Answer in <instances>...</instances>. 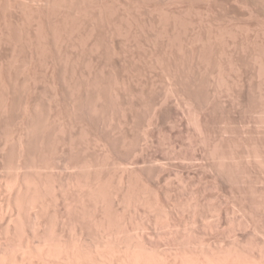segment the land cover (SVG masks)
Returning <instances> with one entry per match:
<instances>
[{
	"label": "rangeland",
	"instance_id": "374dc122",
	"mask_svg": "<svg viewBox=\"0 0 264 264\" xmlns=\"http://www.w3.org/2000/svg\"><path fill=\"white\" fill-rule=\"evenodd\" d=\"M4 1L6 2V4ZM45 1H43V0H39V1H37V0H34V1L33 0H0V16H1L0 17V29H1L0 30V32H1L0 36L2 35V38L0 37V41L2 43V44L0 43V53H1L0 54L1 55L0 56V59H1L0 60V80H1V78H2V80L4 79V81H0V88H1V84L3 86L5 85L4 86L5 88L2 87L0 90V98H1V95H4L3 98H5L8 102L10 100L9 103L11 105H13L14 108L16 107L15 109L12 106L10 107V108H12L11 111H13V112L11 113V111H10L9 116L12 114L11 116H13V118L14 117L15 118L11 121V123H8V125H6V127H5V124L3 122L4 120H2V118H1V115L3 113L1 112V108H0V114H1L0 115V138H1L0 139V141H1L0 142V150H1L0 151V155H1L0 156V174H1L0 175V178H1L0 179V190H1L0 191V197H1L0 201L3 200L0 202V206L3 205V203L6 200V199L4 200L5 196L8 197V194L6 195V193H8V192H4L5 185L7 184V186L5 188V190H7V188L9 187L8 184L10 183L9 185H11V183L13 182V181H11V179L12 180L14 179L12 177L15 176L14 174L16 173V170L14 171L13 169H11V168H13V166H11L9 164L6 165V163L10 160V158H11L10 156H12V153L14 150V147H12L13 146L12 142L15 145V136L14 135L16 134V131H17L16 129H18L20 126V123H21L20 119L24 117V115L22 116V114L25 111H21V110H24V108H23L24 106H22L23 101L24 102L28 101V104H29L28 107H29V111H30V114L32 117V118H30V120H31L30 123L31 122L33 123V124L31 123L33 127L36 124V127L33 128L34 133L37 129L39 132L36 131L37 133H35L33 138L30 139V146H31L30 147V151H31L30 152V159H32V160H30V166L28 167L29 169L28 168L26 169L29 171V173L26 171L28 173V175L26 173L25 176L30 175L29 176L30 177V180H29L30 183H34L35 181H36V183L38 182L39 188L43 187L45 184H46L45 185L46 187L51 186L50 188L48 187V191L46 190V193L42 192L43 190L45 192V189H47V188H45V186H44V189L42 188L43 190L38 189L40 192H42V195L45 194L43 196L44 199H46V200L48 199V201L46 203H44L45 207H43V210L41 211V213H43V214L40 213L41 214L40 222L42 225H44V228L42 227V229H40L42 231L38 230V232H36V233H38V235H39V233L42 235L44 231H46V232L49 231L48 232L49 234H47V235H46V232H44V236H46L45 238H47L48 235H50V237H51V234H52V236L54 235V237H55V234L57 236L58 234L60 235V233H61V237L63 236L62 240L64 239L63 241H66V239H67V241H66L67 243L71 240L69 242L70 244L75 243L73 240H75L77 242L78 239H76V238L80 239V235L82 236L81 238H82V241H84V243H85V241H87L86 244H89L90 242L93 243L92 241L98 242L97 240L99 238H97V237H99V233H98L99 228L97 229V227L95 226V223H97L95 221L99 220L98 215L100 213L97 212L98 209L94 206L93 201H89L92 197L88 198L86 196L84 198V195L82 196L81 195L82 193H81L80 194L81 198H84V199L88 198V200H86L85 203L83 201L82 202L83 205H81V201H79L81 198H80V196H77V193H78V195L80 193L79 190L85 189L82 192L84 194L87 193L89 187L85 188L86 187L85 185L90 186V184H92V182H96L95 180H90V182L88 184L87 182L89 181V177H93V175H95L98 172L96 174V176H98V182L97 183H99V184H97V185L99 188H98L97 192L96 191H94V192L98 195L97 196L98 201H106L105 205L108 204L107 209L105 208L104 209L105 212H103L104 214L106 213L104 217L107 220V222L105 221L104 226H105V228L107 226L106 229L109 228L108 231L110 232V234H112V236H114L112 239L113 240L112 241L113 248H115V246H116L115 244L119 240L118 243L121 242L122 245L124 244V246H128L130 248H136V250H139V251L141 249V251L144 253L147 251H148L147 253H149L151 251L149 253V254L152 253L151 255H160V252L161 253L166 252V249H168L169 247L170 248L175 247L177 249L180 248V251L182 249H184L185 251L182 250V252H185L187 254L193 253L192 255H199L200 253L204 254L206 251L205 249H207V250H209V251H206V253H205L207 255H220V254L222 255V254H224V253L226 254L228 252L231 254L237 253L238 255H236V256H238L242 259L244 258V260L247 258H254V257L258 258L261 256H262L261 258H263L264 257V255H263L264 254V245H263L264 244L263 243L264 242V211H263L264 210V174L262 175L261 173H264V169H263L264 168V157H263L264 156V147H263L264 146V127H262L264 124V122H263L264 121V111H263L264 110V100H263V98H264V87H263V85H264V77H263L264 76V0H63L64 2L62 0L61 1L54 0V1H56V3H54L53 0H45ZM3 2H4V4H3ZM18 3H20V5ZM43 3H46V4H43ZM47 3H48V5H47ZM41 5L42 6L46 5V6L43 9V7H41ZM49 5H51V7H49ZM61 5H63V6H61ZM64 5H67V6L69 5V7H67V6L64 7ZM71 6H73L72 10H70ZM8 7H9V11H8ZM40 7L42 10L40 9ZM51 8H52V10H51ZM58 8L60 10V13H59ZM44 10H45V12H43ZM78 10H79V12H78ZM82 11H84L85 13L84 12L82 13ZM66 12H67V14H66ZM80 12L83 14L82 16L84 18L82 16H80L81 15ZM21 13L23 15H21ZM41 13L45 16H43ZM44 13H46V14H44ZM74 13H76V14L73 15ZM55 14H57V15H55ZM59 14H61V15H59ZM2 15H4L3 16L4 18L2 17ZM46 15H48V17ZM65 15L66 16L68 15V17H66ZM93 15H95V16H93ZM6 16H7V18H6ZM41 16L43 17V19ZM54 16H57V17L55 18ZM26 17H28V18H26ZM9 18H10V20H9ZM70 18H71V20L69 21L68 19H70ZM108 18H109V20H108ZM16 19H17V21H16ZM65 19H66V21H65ZM95 19H97V20H95ZM102 19H103V21H102ZM57 20H58V22H57ZM80 20L82 21V23ZM41 21H44V22L42 23ZM64 21L68 25H66L64 23ZM83 21H84V23H83ZM92 21H93V23H92ZM51 22L53 25L50 24ZM61 22H63V23H61ZM10 23H11V25H10ZM30 23H32V24H30ZM58 23L60 24V26ZM74 23H75V25H73ZM76 24H77L78 28H77ZM25 25H27V26H25ZM62 25H64V26H62ZM70 25H72L73 27L72 26L70 27ZM36 26H38V27H36ZM49 26L51 28H49ZM66 26H69V27L67 28ZM80 26H82V27H80ZM114 26H115V28H114ZM19 27H21V28H19ZM33 27H35V28L33 29ZM39 27H41V28H39ZM63 27H64V29H63ZM101 27L103 28V30ZM71 29H72V31H71ZM75 29H76V32H74ZM87 29H89V30L92 29L91 32L88 30L90 32L91 37H90V35H88V37H86V32H87V34H89ZM100 29H101V31H100ZM28 30H30V31H28ZM55 30H56V32L57 31L58 32L60 31V32L56 33ZM33 31H34V33H32ZM38 31H40V32H38ZM61 31L63 33H65L66 35L63 34ZM93 31H95V33ZM110 31H112V33ZM4 32H5V34H4ZM20 32L22 33V35ZM113 32L115 33V35L113 34ZM8 33L10 34V36H8L9 35ZM26 33L29 34V36ZM39 33L41 34L40 36H39ZM53 33L55 35H53ZM35 34H36V36H34ZM37 34H38V36H37ZM59 34H61V35H59ZM6 35L8 36V38L6 37ZM17 35H19V36H17ZM15 36H17V37H15ZM54 36H56V37H54ZM69 36H70V39H69ZM76 36H78L79 39H78V37L76 38ZM12 37H14V39ZM19 37H21V38H19ZM26 38H28V40ZM82 38H84V39H82ZM106 38H108V39L106 40ZM3 39L5 42L2 41ZM41 39H43V40H41ZM76 39L79 41V43H77L78 41ZM80 39H82V40H80ZM102 39H104L103 40L104 42L102 41ZM17 40H18V43H17ZM38 40L41 44L38 42ZM86 40H88L90 42L87 41L88 42L87 43V42H85ZM12 41H14V42H12ZM19 41L21 43H19ZM28 41L32 45L29 44ZM57 41H58V43H57ZM93 41H95V42H93ZM64 42H66V43H64ZM82 42H83V44H82ZM96 42H97V45H96ZM109 42L112 44H110ZM166 42H167V44H166ZM168 42L170 43V45ZM13 43H14V46H12ZM85 43H86V46H85ZM91 43H93V44H91ZM3 44H5L4 45L5 47L2 46ZM202 44H204L205 48L203 47ZM16 45H17V47H16ZM20 45L22 47H20ZM54 45H55V47H54ZM69 45L70 46L72 45V47H70ZM90 45H92V46H90ZM93 45H96L97 46L96 48H98V49L96 50L95 46H93ZM105 45H106V48H105ZM67 46H69V47H67ZM44 47H46V48H44ZM92 47L96 50V52ZM165 47H167V48L165 49ZM170 47H172V48H170ZM103 48H105V49H103ZM11 49L13 51H11ZM26 49H29L30 51L26 50ZM114 50L116 52H114ZM104 51H105V53H104ZM45 52H47V53H45ZM55 52H56V54H55ZM183 52H184V54H183ZM205 52H207V53H205ZM43 53H44V55H43ZM165 53L167 54V56ZM198 53H199V55H198ZM40 54H41V57H40ZM3 55H5V56H3ZM9 55H11V56H9ZM150 55H151V57H150ZM168 55H171V56H168ZM156 56H158V57H156ZM182 56H183V58H182ZM253 57H255V58H253ZM4 58H6L7 60ZM49 58H50V60H49ZM65 58L68 61L65 62ZM12 59H13V61H12ZM23 60H24V62H23ZM109 60H111V61H109ZM2 61H4V62L1 63ZM19 61H20V64H19ZM206 61H207V63H206ZM257 61L258 62L260 61V62L258 63ZM53 62H54V64H53ZM94 62H96V64ZM176 62H177V64H176ZM24 63H25V65H24ZM83 64H85V67ZM205 64H206V66H204ZM113 65H115V66H113ZM195 65H197V66H195ZM255 65H257V66H255ZM30 66H31V68H30ZM33 66H34V68L32 69ZM86 66H89V67H86ZM157 66H159L160 68ZM228 66H229V68H228ZM9 67H11V68H9ZM23 67H25L24 71H23L24 73L22 72ZM70 67H72V68H70ZM95 67H97V68H95ZM106 67L107 68L109 67V68L107 69ZM208 68H209V70H208ZM172 69L175 70L174 73H173ZM259 69H260V72H259ZM262 69H263V71H262ZM28 70H29V72H28ZM123 70H124V72H123ZM180 70H181V72H180ZM199 70H201V71H199ZM256 70H257V72H256ZM8 71H9V73H8ZM219 71H220V73H219ZM90 73H92V74H90ZM97 73H98V75H97ZM107 73H108V75H107ZM204 73H205V75L201 76ZM43 74H44L45 78L43 77ZM134 74H137V75H134ZM38 76H40V77H38ZM171 76H173V77H171ZM187 76H189L190 79ZM210 76H212V77H210ZM259 76L261 78L262 77L263 78L261 79ZM23 77L24 78L26 77V78L24 79ZM87 77H89V79ZM95 77L98 79H95ZM115 77H116V79H114ZM184 77H186V81L188 80L186 83H185V80H183V79H185ZM16 78H17V80H16ZM117 78H119V79H117ZM236 78H238V79H236ZM7 79H8V82H7ZM28 79H30V80H28ZM32 79H34V80H32ZM69 79H71V80L73 79V80L71 81ZM38 80H39V82H38ZM91 80L92 81L94 80L95 82H97L96 84L94 82V85H97L98 87H95L94 89H97V91H99L98 94L100 96H102V97H100L101 98L100 100L103 103H101L102 105L100 106V108L97 107L96 109H93L94 105H95V103H94L95 100H93V98H94L93 94H95L97 92L95 90H93L94 85L93 84L90 85L92 83ZM99 80H100V82H98ZM18 81H19V83H18ZM35 81L37 84L35 83ZM183 81H184V83H182ZM2 82H7V84H4ZM10 82H11V84H10ZM73 82H75V83H73ZM85 82L90 83L88 87H87L88 84L87 83L85 84ZM172 82L174 83V85ZM189 83L191 84L190 87L188 86V85H190ZM214 83H215V85H214ZM216 83L218 85H216ZM47 84H50V85H47ZM72 84H74V85L72 86ZM182 84H184V85L187 84L185 86L188 88V90H190V91H188L189 93L186 92L187 89L184 88V85H182ZM194 84L195 85L197 84V85L195 86ZM15 85H17L18 87ZM32 85H34V86H32ZM64 85H66L67 87L66 86L64 87ZM77 85H79V86H77ZM168 85H169V87H168ZM202 85H203V87H202ZM24 86H26V87L24 88ZM52 86H54V87H52ZM68 86H70V87H68ZM110 86H112V87H110ZM109 87H110V89H108ZM151 87H153V88H151ZM16 88L17 89L19 88L18 89L19 91ZM46 88H48V89H46ZM71 88H74V90ZM8 89L9 90L13 89V90L9 91ZM49 89H50V91H49ZM67 89H70V90L68 91ZM124 89H125V91H124ZM165 89H166V91H165ZM170 89H171V91H170ZM180 89H182V90H180ZM183 89L185 90V92ZM36 90H37V92H36ZM71 90H73V91H71ZM78 90H79V92H76ZM115 90H117V91L115 92ZM1 91H3V92H1ZM51 91H53V92H51ZM54 91H55V93H54ZM74 91H75V93H74ZM160 91H161V93H160ZM168 91H169V93H168ZM182 91H183V95L186 94L185 95L186 97L189 96V100L186 101V99H184L186 97H184L182 95V93H181ZM72 92H73V95H75L76 93H80V95H81V93L83 94V98L85 100L83 98H81V100H83L82 101L83 110H81L82 113H79V114L76 113L75 114V112L73 111V108L69 104V103H72V100H71V99H73V98H71ZM220 92H221V94H220ZM6 93H7V95H6ZM61 93H62V95H61ZM112 93L114 94V96ZM124 93H126V94H124ZM29 94H30V96H29ZM51 94L52 95L58 94V95L52 96ZM86 94H88V95H86ZM139 94H141V95H139ZM204 94H206V95H204ZM118 95H119V97H118ZM143 95H144V97H143ZM168 95L171 97H168ZM199 95H200V97H199ZM261 95H263V96H261ZM66 96H67V98H66ZM179 96H181V98H179ZM39 97H40V99H39ZM216 97L218 100L216 99ZM230 97L232 98V100ZM26 98H27V100H26ZM116 98H117V100H116ZM164 98H165V100H164ZM203 98H204V100H203ZM14 99H16V100H14ZM57 99H59V100H57ZM64 99H65V101H64ZM55 100L58 103H55ZM19 101L21 102V104ZM116 101H117V104H116ZM175 101H176V103H175ZM179 101H180V103H179ZM190 101L192 103H190ZM65 102H68V103H65ZM182 102H185L187 104L182 103ZM16 103H17V105H16ZM53 103H55L56 105ZM197 103L199 104V106ZM232 103H234V104H232ZM18 104H19V106H18ZM183 104H185L187 107L186 106L183 107ZM89 105H91V106H89ZM104 105H105V107H104ZM169 105H171V106H169ZM188 106L191 110L187 109ZM191 106H193V107H191ZM200 106H202V107L200 108ZM33 107L36 109H34ZM49 107H50V109H48ZM177 107H179L178 108L179 110L177 109ZM253 107H254V109H253ZM54 108H57V110ZM101 108H102V110H101ZM129 108H130V110H129ZM192 108H193V110H192ZM85 109H86V111H85ZM49 110H50V112H49ZM59 110H60V112H59ZM90 110H92V111H90ZM199 110H201V111H199ZM53 111H55V112H53ZM100 111H102V112H100ZM166 111H167V113H166ZM58 112H59V114H58ZM70 113H72V114H70ZM92 113H95L97 115L93 114V117H92ZM130 113H131V115H130ZM194 113H195V115H193ZM77 114H78V116H77ZM144 114H145V116H144ZM150 115H151V117H150ZM203 115H204V118H203ZM209 115L211 116V118ZM253 115L254 116H256V115L260 116L261 115V116L260 117L256 116L258 119V121H257L256 117H254ZM54 116L56 119L54 118ZM95 116H97V117H95ZM101 116H103V117H101ZM193 116L195 118H192ZM198 116H199V118H198ZM2 117H4V116H2ZM6 117H4V118L6 119ZM71 117H73V118L71 119ZM116 117H118V118H116ZM261 117H263V118H261ZM83 118H84V120H83ZM87 118H89V119H87ZM101 118H103V119H101ZM184 118H185V120H184ZM196 118H198L199 121L201 120L200 122H198V124H200L201 127L199 125H197V122H195L196 120H198ZM219 118H220V120H219ZM193 119H194V121H193ZM206 119H207V122L205 121ZM49 120H51L53 122H51V121L49 122ZM260 120L262 121V123ZM34 121L36 123H34ZM190 121H192L193 123L195 122L194 123L195 126ZM259 121H260V123H258ZM1 122H2V124H1ZM81 122H82V124H80ZM46 123H47V125H46ZM3 124H4V127H3ZM92 124L94 126H92ZM132 124H133V126H132ZM202 124H203V126H202ZM85 125L87 128L85 127ZM104 125H105V127L103 128ZM192 125H193V127H195V129H193ZM62 126H63V128H62ZM40 127L41 128L43 127L42 131H41ZM9 128H11V129L13 128V130H11ZM35 128H37V129H35ZM66 128H67V130H66ZM147 128H149V129H147ZM223 128H224V130H223ZM251 128H253V129H251ZM198 129H200V131H197ZM62 130L64 131V133ZM75 130H76V132H75ZM195 130H196V132H195ZM207 130H208V132H207ZM217 130H218V132H217ZM51 131H53V132H51ZM55 131H56V133H55ZM109 132H110V134H109ZM199 132L201 133L200 135H199ZM6 133H8L7 137L5 136ZM11 133H12V135H11ZM57 133H58V136H57ZM204 133H206L207 135ZM223 133L225 134V136ZM229 133H230V135H228ZM53 134L54 135L56 134L55 135L56 137H54ZM83 134H84V137H83ZM220 134H222V135L220 136ZM232 134H233V136L235 135V137H232ZM35 135L37 138L35 137ZM69 136L71 137V139H69L70 138ZM197 136H198V138H197ZM202 136H204V137H202ZM258 136L259 137L261 136V137L259 138ZM41 137H42V139H40ZM118 137H120V138H118ZM240 137H241V139H239ZM12 138H13V140H12ZM86 138H87V140H86ZM97 138H99V139H97ZM199 138L201 140H199ZM33 139H35V140L37 139L38 141L36 140V142L38 144L37 143L34 144L35 140H33ZM4 141L7 144H5ZM40 141L45 143V144L41 143ZM54 142H55V144H54ZM215 142H217V143H215ZM49 143H50V145H49ZM60 143H61V145L62 144L63 145L61 146ZM201 143H202V145H201ZM64 144H66V145H64ZM227 144H229V145H227ZM36 145H37V147H39L38 149L43 148L42 149L43 151L36 149L37 148ZM42 145H43V147H40ZM78 145L79 146L81 145L80 146L81 148ZM101 145L103 147H101ZM104 145H106V146H104ZM206 145L208 146V149H207ZM244 145H246V146L244 147ZM60 146H61V150H59ZM219 146H222V148ZM233 146H235L236 148H234ZM252 146H254L255 148L257 147V148L255 149ZM240 147H241V149H239ZM248 147H249V149H248ZM8 148H9V150H8ZM79 148H80V150H79ZM220 149H222L223 153L221 152ZM105 150H107V151L105 152ZM8 151L10 153H8ZM47 151H48V153H46ZM55 151H56V153H55ZM50 152H52V153H50ZM234 152H236L235 154L240 155V156H236L234 154ZM5 153H7V154H5ZM31 153H34V154H31ZM41 153H43V154H41ZM68 153H70L71 156ZM230 153H231V155H230ZM252 153H253V155H252ZM67 154H68V156H67ZM92 154H93V156H92ZM138 154H139V156H138ZM217 154H219V156H217ZM57 155H58V157H57ZM99 155H100V157H99ZM140 155H142V156H140ZM200 155H201V157H200ZM228 155H229V159H228ZM244 155H247V157ZM232 156H234V157H232ZM260 156H262L263 158ZM224 157H227V158H224ZM255 157H257V158H255ZM192 158L195 160H193ZM213 158H214V160H213ZM236 158H239V159H236ZM247 158H249V159H247ZM56 159H57V161H56ZM60 159H62V160H60ZM216 159H217V161H216ZM255 159H257L258 161ZM261 159H263V160L261 161ZM11 160L14 161V157L11 158ZM33 160L34 161L36 160V161L34 162ZM206 160L208 162H206ZM219 160H221V161H219ZM234 160H236V161H234ZM68 162H70V165H68L69 164ZM102 162H104V163H102ZM258 162L261 164H259ZM10 163H11V161H10ZM90 163H92V164H90ZM221 163H224V164H222L223 166H221ZM226 163H228V164H226ZM230 163H232V165ZM97 164H99V165H97ZM38 165H39V167H38L39 170L41 169L40 171L36 167ZM90 165H92V166L89 167ZM227 165H229V167ZM239 165H241V167ZM10 166H11V168H9ZM42 166H43V168H42ZM44 166H48V167H44ZM82 166L83 167L85 166L86 169H84ZM102 166H103V168L101 169ZM53 167H55V168H53ZM79 167H81V169ZM87 167H88V169H87ZM98 167H100V168H98ZM107 167H109V168L106 169ZM111 167H113V168H111ZM220 167L225 168V170H227V171H225L223 168L221 169ZM227 167H228V169L230 168L229 170H231V172L227 169ZM236 167H239V168H236ZM32 168L34 170H30ZM51 168H53V169H51ZM90 168H92V169H90ZM219 168H220V170H219ZM257 168H258V170L260 169L261 172H259L260 170L258 171ZM50 169H51V171H50ZM63 169H64V171H63ZM73 169H74V171H73ZM78 169H80V170H78ZM93 169L95 170V172ZM250 169H252V170H250ZM68 170H70V171H68ZM85 170L87 171L86 173L84 172ZM90 170H92V171H90ZM33 171L35 173H32ZM235 171H236V173H235ZM252 171H255V172H252ZM10 172H13V173H10ZM71 173H73V174H71ZM228 173H230L231 175L230 174L228 175ZM22 174H24L23 171H22ZM60 174H61V176H59ZM64 174H65V176H64ZM68 174H69V176H68ZM82 175H83V177H81ZM87 175H88V177H87ZM35 176H36V178H34ZM56 176H58V177H56ZM229 176L231 178H229ZM239 176H240V178H239ZM73 177H74L75 181H74ZM241 177H243L242 180H240ZM5 179H7L8 181H6ZM93 179H95V176L93 177ZM107 179L108 180L110 179V180L108 181ZM27 180H28V178H27ZM51 180L53 181L54 185L52 184ZM125 180L127 183L125 182ZM69 181H70V183H69ZM76 181H78L79 184L78 183L76 184ZM39 183H40V185H39ZM43 183H44V185H43ZM74 183H75V185H74ZM81 183L84 185V187ZM48 184H50V185H48ZM94 184L96 187L97 186L96 183H94ZM128 184H131V185H128ZM217 184L218 185L220 184V185L218 186ZM234 184H237V185L241 184V185L237 186ZM258 184H259V186H258ZM33 185H36V184L34 183ZM55 185L57 187H55ZM61 185H62V188H61ZM76 185H79L78 187H80V188L82 186V188L80 189ZM109 185L111 186V188L109 187ZM231 185H232V187H231ZM244 185H245V187H244ZM30 186L33 187L32 184H30ZM52 186L56 190L55 189L53 190ZM246 186L248 187V190H247ZM2 187H4V188L2 189ZM116 187H119L120 189L119 188L118 189L121 192H119ZM125 187H127V190H125L126 189ZM237 187H238V189H237ZM51 188L53 191H56L55 195H53V197H51L52 196L51 194L54 192H50ZM57 188H59V190L61 189L60 191H62V189H63V192H60V193L61 194L64 193V195L62 194V196H64L65 199L63 197L62 198L64 199V201L66 200L68 202L67 204H65L66 202L63 203L64 201L62 203L60 201H58V200L62 201L63 199H59L60 193L57 194L58 193ZM69 188H71V189H69ZM73 188H75V190ZM128 188H129V190H128ZM231 188H232V190H231ZM113 189H115V190H113ZM95 190H97V189H95ZM230 190H231V192H233L232 194H231ZM32 191H33V189L31 190V192ZM105 191H106V193H105ZM108 192H109V194H108ZM260 192H262V193L260 194ZM115 193H117L118 195H115ZM238 193H240V194H238ZM103 194H105V195H103ZM254 194H256L258 197H255ZM99 195H100V197H102L103 200L99 199L100 198ZM122 195L124 197H122ZM240 195H242V196H240ZM45 196H46V198H45ZM48 196L51 198L50 200H52V202L54 200H56L54 197L58 198V200H57L58 203H56V205L54 206V204H55L54 202H56V201H54L53 203L50 202ZM94 196H95L94 198H96V195H94ZM71 197H72V199H71ZM78 197H79V199H77ZM108 197H109V199H108ZM94 198L92 200H94ZM257 198H258V201H257ZM120 199H121V201H120ZM248 199H250V200H248ZM81 200H83V199H81ZM242 202H243V204H242ZM48 203L50 206L48 205ZM120 203L123 204V206L120 205ZM139 203H140V205H139ZM261 203L263 205H261ZM64 204L69 207V210H68V208L65 207ZM47 205H48V208H47ZM83 206H85V207H83ZM111 206H112V208H111ZM117 206H119V207H117ZM25 207L26 206H24V208ZM122 207H123V209H121ZM24 208L21 212H23L25 214H24V216H23V214H22V216L20 214L21 220H19V221L21 222V224H20V226H18V223H19L18 222L17 226L19 227V229L25 227L27 230L28 229L27 227L29 226V224H30V228L33 227L32 226L33 225V219H32L33 217H32V211H31L30 212L31 218L29 219V217H28L29 211H27L28 212L27 213L26 212L27 208H25V210H24ZM231 208H232V211H231ZM44 209H47V212ZM106 210H108V211H106ZM216 211H217V213H215ZM109 212H110V215H113V216L115 214L116 215L114 217L113 216L111 217L109 215ZM113 212H114V214H112ZM91 213H92V215H91ZM103 213H102V215H103ZM215 214H216V216H215ZM49 215H50V217H49ZM80 215H82L81 216L82 218L80 217ZM231 215H233V217ZM235 215H236V219H235ZM100 216H101V214H100ZM165 216L166 217L168 216V217L166 218ZM252 216L253 217L255 216L256 218L254 217L255 218L254 219ZM76 217H78V219H80V218L81 219L78 220ZM93 217L98 218V219H94L95 220L94 221ZM107 217H109V219ZM27 218H28V220H27ZM216 218H218V219H216ZM251 218L253 221H251ZM62 219H64V220H62ZM244 219H245V221H244ZM218 220H219V222H218ZM3 221L4 220L1 218L0 223ZM254 221H256V222H254ZM76 222H77V225L75 224ZM115 222H117V223H115ZM118 222H120V223H118ZM31 223H32V225H31ZM245 223L248 226L245 225ZM121 224H122V226L124 225L123 228H122ZM130 224H131V226H129ZM252 224H253V226H252ZM164 225L168 226L167 227L168 229L167 228L164 229L165 228ZM54 226H55V228H54ZM69 226H70V228H69ZM91 226H93L92 227L93 229L91 228ZM51 227H52V230H51ZM80 227H82V228H80ZM244 227H245V229H243ZM85 228H87V229H85ZM94 228H96V231ZM74 229H75V231H74ZM123 229H125V230H123ZM171 229L173 230V232ZM261 229L263 230V232ZM50 230H51V232H50ZM80 230H82L81 231L82 234H81ZM86 230H87V232H86ZM126 230L128 232H126ZM168 230H169V232H168ZM3 231H5V223L4 222H3V224H0V237H1V234ZM19 231H23V229L22 230L20 229ZM19 231L17 229V232H19ZM25 231H23V232H25ZM31 231H33V230H31ZM31 231H30V233H31ZM67 231L69 232V235H68ZM73 231H74V233H73ZM118 231H119V233H117ZM136 231H138V233ZM141 231H142V233H141ZM17 232L15 233L16 236H14L15 239H17L18 237H22V235L19 236V233H17ZM21 234H22V232H21ZM136 234H138V235H136ZM173 234L174 235L176 234L175 235L176 238L174 237ZM177 234H178V236H177ZM183 234L185 236H183ZM256 234H258V235H256ZM38 235H37V237H38ZM41 235H39V236H41ZM85 235H87L88 238H85V237H87ZM140 235H142V236H140ZM93 236H94V238H93ZM117 236H119V238H117ZM139 237L140 238L142 237V238L140 239ZM157 237H159V238H157ZM166 237L169 239H167ZM182 237H183V240L181 239ZM39 238H36V239H39ZM121 238H122V240H121ZM47 239H49V237ZM125 239H126V241H124ZM177 239L179 242L177 241ZM19 240L20 239L18 238V241ZM15 241L18 242L17 240H15ZM33 241H34L33 243L36 245L37 242H36L35 238ZM187 242H189V245ZM63 243H65V242H63ZM69 243H68V245H69ZM125 244H127V245H125ZM112 245H111V247H112ZM165 245H166V248H165ZM176 245H177V247H176ZM137 247H138V249H137ZM185 247H186V249H185ZM200 247H203L202 250ZM235 247L238 250L235 249ZM113 248H111V249L113 250ZM144 248H146V249H144ZM228 248L230 249V251L228 250ZM162 251H164V252H162ZM234 252H236V253H234ZM241 255L243 257H241ZM245 255H246V257H245Z\"/></svg>",
	"mask_w": 264,
	"mask_h": 264
},
{
	"label": "bare ground",
	"instance_id": "6f19581e",
	"mask_svg": "<svg viewBox=\"0 0 264 264\" xmlns=\"http://www.w3.org/2000/svg\"><path fill=\"white\" fill-rule=\"evenodd\" d=\"M34 1V0H33ZM37 1H39V0H37ZM43 1H45V0H43ZM54 1V0H53ZM58 1V0H57ZM59 1H61V0H59ZM63 1V0H62ZM5 2V1H4ZM4 2H3V4H4ZM30 2V1H29ZM46 2V1H45ZM64 2V1H63ZM71 2V1H70ZM77 2V1H76ZM91 2V1H90ZM27 3V2H26ZM42 3V2H41ZM53 3V2H52ZM54 3H56V1H54ZM53 3V4H54ZM73 3V2H72ZM83 3V2H82ZM5 4H6V2H5ZM19 5H20V3H18ZM43 4H46V3H43ZM69 4V3H68ZM71 4V3H70ZM47 5H48V3H47ZM46 6V5H45ZM45 6H42L41 5V7H43V9H44V7ZM61 6H63V5H61ZM65 6H67V5H64V7ZM2 7V6H1ZM41 7H40V9H41ZM49 7H51V5H49ZM67 7H69V5L67 6ZM72 7L73 6H71V9L70 10H72ZM63 8V7H62ZM75 8V7H74ZM5 10V9H4ZM42 10V9H41ZM47 10V9H46ZM51 10H52V8H51ZM58 10H59V8H58ZM69 10V11H70ZM76 10V9H75ZM2 11V10H1ZM8 11H9V7H8ZM81 11V10H80ZM43 12H45V10L43 11ZM63 12V11H62ZM65 12V11H64ZM78 12H79V10H78ZM84 11H82V13H83ZM4 13V12H3ZM9 13V12H8ZM39 13V12H38ZM52 13V12H51ZM59 13H60V10H59ZM70 13V12H69ZM81 12H80V16H82L83 14H82ZM85 13V12H84ZM42 14V13H41ZM44 14H46V13H44ZM66 14H67V12H66ZM76 13H74L73 15H75ZM21 15H23L22 13H21ZM43 15V14H42ZM55 15H57V14H55ZM59 15H61V14H59ZM99 15V14H98ZM4 15H2V17H3ZM9 16V15H8ZM43 16H45V15H43ZM47 17H48V15H46ZM50 16V15H49ZM53 16V15H52ZM51 16V17H52ZM66 16V15H65ZM93 16H95V15H93ZM1 17V16H0ZM13 17V16H12ZM21 17V16H20ZM36 17V16H35ZM42 17V16H41ZM55 18L57 17V16H54ZM63 17V16H62ZM66 17H68V15L66 16ZM71 17V16H70ZM74 17V16H73ZM72 17V18H73ZM78 17V16H77ZM76 17V18H77ZM83 17V16H82ZM4 18V17H3ZM6 18H7V16H6ZM26 18H28V17H26ZM53 18V17H52ZM54 18V19H55ZM60 18V17H59ZM84 18V17H83ZM99 18V17H98ZM97 18V19H98ZM24 19V18H23ZM40 19V18H39ZM42 19H43V17H42ZM46 19V18H45ZM90 19V18H89ZM97 19H95V20H97ZM9 20H10V18H9ZM12 20V19H11ZM28 20V19H27ZM62 20V19H61ZM64 20V19H63ZM69 21L71 20V18L70 19H68ZM67 20V21H68ZM78 20V19H77ZM83 20V19H82ZM108 20H109V18H108ZM2 21V20H1ZM16 21H17V19H16ZM53 21V20H52ZM65 21H66V19H65ZM65 21H64V23H65ZM68 21V22H69ZM74 21V20H73ZM81 21V20H80ZM100 21V20H99ZM98 21V22H99ZM102 21H103V19H102ZM6 22V21H5ZM11 22V21H10ZM30 22V21H29ZM42 23L44 22V21H41ZM46 22V21H45ZM57 22H58V20H57ZM67 22V23H68ZM72 22V21H71ZM76 22V21H75ZM112 22V21H111ZM36 23V22H35ZM34 23V24H35ZM55 23V22H54ZM61 23H63V22H61ZM73 23V22H72ZM79 23V22H78ZM81 23H82V21H81ZM83 23H84V21H83ZM90 23V22H89ZM92 23H93V21H92ZM96 23V22H95ZM5 24V23H4ZM9 24V23H8ZM19 24V23H18ZM25 24V23H24ZM30 24H32V23H30ZM29 24V25H30ZM50 24H52V22L50 23ZM59 24V23H58ZM57 24V25H58ZM66 24V23H65ZM70 24V23H69ZM100 24V23H99ZM103 24V23H102ZM108 24V23H107ZM3 25V24H2ZM6 25V24H5ZM10 25H11V23H10ZM22 25V24H21ZM53 25V24H52ZM66 25H68V24H66ZM73 25H75V23L73 24ZM93 25V24H92ZM98 25V24H97ZM4 26V25H3ZM8 26V25H7ZM19 26V25H18ZM25 26H27V25H25ZM40 26V25H39ZM56 26V25H55ZM59 26H60V24H59ZM62 26H64V25H62ZM72 25H70V27H71ZM76 26H77V24H76ZM83 26V25H82ZM82 26H80V27H82ZM86 26V25H85ZM110 26V25H109ZM17 27V26H16ZM36 27H38V26H36ZM53 27V26H52ZM67 28L69 27V26H66ZM73 27V26H72ZM19 28H21V27H19ZM28 28V27H27ZM35 27H33V29H34ZM39 28H41V27H39ZM45 28V27H44ZM49 28H51L50 26H49ZM77 28H78V26H77ZM91 28V27H90ZM95 28V27H94ZM98 28V27H97ZM102 28V27H101ZM105 28V27H104ZM110 28V27H109ZM114 28H115V26H114ZM113 28V29H114ZM4 29V28H3ZM26 29V28H25ZM47 29V28H46ZM63 29H64V27H63ZM74 29V28H73ZM82 29V28H81ZM1 30V29H0ZM10 30V29H9ZM48 30V29H47ZM80 30V29H79ZM89 29H87V31H88ZM91 30L92 29H90L89 31L91 32ZM95 30V29H94ZM102 30H103V28H102ZM5 31V30H4ZM8 31V30H7ZM19 31V30H18ZM28 31H30V30H28ZM41 31V30H40ZM40 31H38V32H40ZM53 31V30H52ZM64 31V30H63ZM70 31V30H69ZM71 31H72V29H71ZM74 31V30H73ZM88 31V32H89ZM100 31H101V29H100ZM6 32V31H5ZM5 32H4V34H5ZM9 32V31H8ZM55 32H56V30H55ZM54 32V33H55ZM60 32V31H59ZM58 31L56 32V33H59ZM62 32V31H61ZM74 32H76V29H75V31ZM84 32V31H83ZM90 32H89V34H87V32H86V37H88V35H90ZM94 33H95V31H93ZM106 32V31H105ZM111 33H112V31H110ZM19 33V32H18ZM21 33V32H20ZM25 33V32H24ZM30 33V32H29ZM32 33H34V31L32 32ZM42 33V32H41ZM50 33V32H49ZM53 33V35H55ZM63 33V32H62ZM69 33V32H68ZM93 33V34H94ZM0 34H1V32H0ZM3 34V33H2ZM9 34V33H8ZM27 34V33H26ZM25 34V35H26ZM63 34H65V33H63ZM74 34V33H73ZM77 34V33H76ZM85 34V33H84ZM113 34L115 35V33L113 32ZM168 34V33H167ZM13 35V34H12ZM15 35V34H14ZM21 35H22V33H21ZM28 36H29V34H27ZM41 34L39 33V36H40ZM50 35V34H49ZM52 35V36H53ZM59 35H61V34H59ZM66 35V34H65ZM64 35V36H65ZM71 35V34H70ZM81 35V34H80ZM112 35V34H111ZM8 36H10V34L8 35ZM8 36L6 35V37L8 38ZM17 36H19V35H17ZM17 36H15V37H17ZM34 36H36V34L34 35ZM37 36H38V34H37ZM43 36V35H42ZM58 36V35H57ZM63 36V37H64ZM68 36V35H67ZM74 36V35H73ZM93 36V35H92ZM170 36V35H169ZM1 38H2V35L0 36ZM23 37V36H22ZM47 37V36H46ZM54 37H56V36H54ZM78 36H76V38H77ZM90 37H91V35H90ZM108 37V36H107ZM114 37V36H113ZM13 39H14V37H12ZM19 38H21V37H19ZM18 38V39H19ZM37 38V37H36ZM72 38V37H71ZM74 38V37H73ZM96 38V37H95ZM110 38V37H109ZM117 38V37H116ZM25 39V38H24ZM27 40H28V38H26ZM38 39V38H37ZM44 39V38H43ZM43 39H41V40H43ZM53 39V38H52ZM66 39V38H65ZM64 39V40H65ZM69 39H70V36H69ZM78 39H79V37H78ZM82 39H84V38H82ZM82 39H80V40H82ZM87 39V38H86ZM98 39V38H97ZM96 39V40H97ZM101 39V38H100ZM108 38H106V40H107ZM168 39V38H167ZM6 40V39H5ZM8 40V39H7ZM47 40V39H46ZM51 40V39H50ZM77 40V39H76ZM104 39H102V41H103ZM113 40V39H112ZM111 40V41H112ZM2 41H4V39L2 40ZM15 41V40H14ZM14 41H12V42H14ZM62 41V40H61ZM68 41V40H67ZM78 41V40H77ZM88 40H86L85 42H87ZM110 41V40H109ZM5 42V41H4ZM27 42V41H26ZM25 42V43H26ZM38 42H39V40H38ZM43 42V41H42ZM47 42V41H46ZM52 42V41H51ZM54 42V41H53ZM60 42V41H59ZM72 42V41H71ZM70 42V43H71ZM88 42H90V41H88ZM87 42V43H88ZM93 42H95V41H93ZM104 42V41H103ZM170 42V41H169ZM168 42V43H169ZM0 43H1V41H0ZM11 43V42H10ZM9 43V44H10ZM17 43H18V40H17ZM16 43V44H17ZM19 43H21L20 41H19ZM28 43H29V41H28ZM27 43V44H28ZM40 43V42H39ZM44 43V42H43ZM48 43V42H47ZM57 43H58V41H57ZM64 43H66V42H64ZM77 43H79V41L77 42ZM76 43V44H77ZM110 43V42H109ZM108 43V44H109ZM2 44V43H1ZM29 44H31V43H29ZM41 44V43H40ZM53 44V43H52ZM56 44V43H55ZM82 44H83V42H82ZM91 44H93V43H91ZM110 44H112V43H110ZM164 44V43H163ZM166 44H167V42H166ZM205 44V43H204ZM204 44H202L203 45V47L205 48V46H204ZM5 44H3L2 46L3 47H5L4 46ZM23 45V44H22ZM32 45V44H31ZM57 45V44H56ZM68 45V44H67ZM96 45H97V42H96ZM96 45H93V46H95V48L97 47ZM99 45V44H98ZM169 45H170V43H169ZM208 45V44H207ZM12 46H14V43H13V45ZM36 46V45H35ZM45 46V45H44ZM61 46V45H60ZM66 46V45H65ZM70 46V45H69ZM69 46H67V47H69ZM85 46H86V43H85ZM90 46H92V45H90ZM109 46V45H108ZM209 46V45H208ZM16 47H17V45H16ZM20 47H22L21 45H20ZM28 47V46H27ZM40 47V46H39ZM47 47V46H46ZM46 47H44V48H46ZM54 47H55V45H54ZM70 47H72V45L70 46ZM80 47V46H79ZM102 47V46H101ZM10 48V47H9ZM62 48V47H61ZM66 48V47H65ZM86 48V47H85ZM93 48V47H92ZM100 48V47H99ZM105 48H106V45H105ZM105 48H103V49H105ZM167 47H165V49H166ZM170 48H172V47H170ZM211 48V47H210ZM13 49V48H12ZM11 49V51H13ZM16 49V48H15ZM60 49V48H59ZM69 49V48H68ZM71 49V48H70ZM84 49V48H83ZM94 49V48H93ZM98 48H96V50H97ZM164 49V48H163ZM3 50V49H2ZM6 50V49H5ZM25 50V49H24ZM26 50H29V49H26ZM32 50V49H31ZM44 50V49H43ZM95 50V49H94ZM96 50H95V52H96ZM113 50V49H112ZM162 50V49H161ZM177 50V49H176ZM208 50V49H207ZM30 51V50H29ZM58 51V50H57ZM65 51V50H64ZM68 51V50H67ZM88 51V50H87ZM92 51V50H91ZM107 51V50H106ZM110 51V50H109ZM179 51V50H178ZM206 51V50H205ZM15 52V51H14ZM35 52V51H34ZM37 52V51H36ZM62 52V51H61ZM99 52V51H98ZM97 52V53H98ZM114 52H116L115 50H114ZM161 52V51H160ZM180 52V51H179ZM182 52V51H181ZM5 53V52H4ZM45 53H47V52H45ZM49 53V52H48ZM52 53V52H51ZM64 53V52H63ZM77 53V52H76ZM100 53V52H99ZM104 53H105V51H104ZM205 53H207V52H205ZM211 53V52H210ZM1 54V53H0ZM30 54V53H29ZM28 54V55H29ZM34 54V53H33ZM55 54H56V52H55ZM60 54V53H59ZM71 54V53H70ZM78 54V53H77ZM102 54V53H101ZM152 54V53H151ZM166 54V53H165ZM183 54H184V52H183ZM17 55V54H16ZM36 55V54H35ZM43 55H44V53H43ZM63 55V54H62ZM75 55V54H74ZM80 55V54H79ZM113 55V54H112ZM118 55V54H117ZM158 55V54H157ZM181 55V54H180ZM198 55H199V53H198ZM201 55V54H200ZM1 56V55H0ZM3 56H5V55H3ZM9 56H11V55H9ZM46 56V55H45ZM44 56V57H45ZM59 56V55H58ZM68 56V55H67ZM84 56V55H83ZM93 56V55H92ZM120 56V55H119ZM166 56H167V54H166ZM168 56H171V55H168ZM188 56V55H187ZM194 56V55H193ZM197 56V55H196ZM36 57V56H35ZM40 57H41V54H40ZM57 57V56H56ZM69 57V56H68ZM82 57V56H81ZM88 57V56H87ZM97 57V56H96ZM115 57V56H114ZM113 57V58H114ZM150 57H151V55H150ZM156 57H158V56H156ZM162 57V56H161ZM165 57V56H164ZM185 57V56H184ZM16 58V57H15ZM26 58V57H25ZM92 58V57H91ZM155 58V57H154ZM182 58H183V56H182ZM206 58V57H205ZM253 58H255V57H253ZM4 59H6V58H4ZM11 59V58H10ZM46 59V58H45ZM59 59V58H58ZM159 59V58H158ZM162 59V58H161ZM180 59V58H179ZM196 59V58H195ZM200 59V58H199ZM1 60V59H0ZM7 60V59H6ZM9 60V59H8ZM37 60V59H36ZM47 60V59H46ZM45 60V61H46ZM49 60H50V58H49ZM80 60V59H79ZM82 60V59H81ZM91 60V59H90ZM105 60V59H104ZM150 60V59H149ZM168 60V59H167ZM184 60V59H183ZM244 60V59H243ZM258 60V59H257ZM12 61H13V59H12ZM17 61V60H16ZM22 61V60H21ZM31 61V60H30ZM66 61H68V60H66V58H65V62ZM78 61V60H77ZM109 61H111V60H109ZM161 61V60H160ZM170 61V60H169ZM197 61V60H196ZM4 61H2L1 63H3ZM23 62H24V60H23ZM26 62V61H25ZM39 62V61H38ZM37 62V63H38ZM52 62V61H51ZM76 62V61H75ZM80 62V61H79ZM103 62V61H102ZM166 62V61H165ZM179 62V61H178ZM182 62V61H181ZM187 62V61H186ZM198 62V61H197ZM200 62V61H199ZM258 62V61H257ZM260 62V61H259ZM258 62V63H259ZM8 63V62H7ZM17 63V62H16ZM28 63V62H27ZM61 63V62H60ZM78 63V62H77ZM95 64H96V62H94ZM108 63V62H107ZM124 63V62H123ZM157 63V62H156ZM159 63V62H158ZM174 63V62H173ZM172 63V64H173ZM180 63V62H179ZM206 63H207V61H206ZM13 64V63H12ZM19 64H20V61H19ZM53 64H54V62H53ZM176 64H177V62H176ZM204 64V63H203ZM234 64V63H233ZM3 65V64H2ZM24 65H25V63H24ZM31 65V64H30ZM46 65V64H45ZM84 65V67H85V64H83ZM111 65V64H110ZM188 65V64H187ZM229 65V64H228ZM231 65V64H230ZM14 66V65H13ZM28 66V65H27ZM50 66V65H49ZM62 66V65H61ZM60 66V67H61ZM65 66V65H64ZM82 66V65H81ZM113 66H115V65H113ZM149 66V65H148ZM168 66V65H167ZM195 66H197V65H195ZM204 66H206V64L204 65ZM241 66V65H240ZM255 66H257V65H255ZM254 66V67H255ZM26 67V66H25ZM25 67H23V70H22V72L24 71V68ZM42 67V66H41ZM68 67V66H67ZM86 67H89V66H86ZM157 67H159V66H157ZM190 67V66H189ZM260 67V66H259ZM6 68V67H5ZM9 68H11V67H9ZM14 68V67H13ZM30 68H31V66H30ZM34 68V66L32 67V69ZM39 68V67H38ZM57 68V67H56ZM55 68V69H56ZM70 68H72V67H70ZM74 68V67H73ZM76 68V67H75ZM95 68H97V67H95ZM107 68V67H106ZM109 68V67H108ZM107 68V69H108ZM127 68V67H126ZM150 68V67H149ZM160 68V67H159ZM167 68V67H166ZM197 68V67H196ZM214 68V67H213ZM228 68H229V66H228ZM237 68V67H236ZM20 69V68H19ZM42 69V68H41ZM58 69V68H57ZM185 69V68H184ZM188 69V68H187ZM206 69V68H205ZM232 69V68H231ZM238 69V68H237ZM2 70V69H1ZM12 70V69H11ZM14 70V69H13ZM21 70V69H20ZM48 70V69H47ZM74 70V69H73ZM72 70V71H73ZM78 70V69H77ZM89 70V69H88ZM114 70V69H113ZM161 70V69H160ZM163 70V69H162ZM167 70V69H166ZM169 70V69H168ZM173 70V69H172ZM182 70V69H181ZM181 70H180V72H181ZM208 70H209V68H208ZM19 71V70H18ZM68 71V70H67ZM118 71V70H117ZM165 71V70H164ZM174 71L175 70H173V73H174ZM189 71V70H188ZM197 71V70H196ZM195 71V72H196ZM199 71H201V70H199ZM262 71H263V69H262ZM16 72V71H15ZM27 72V71H26ZM28 72H29V70H28ZM34 72V71H33ZM122 72V71H121ZM120 72V73H121ZM123 72H124V70H123ZM137 72V71H136ZM161 72V71H160ZM170 72V71H169ZM236 72V71H235ZM256 72H257V70H256ZM259 72H260V69H259ZM8 73H9V71H8ZM13 73V72H12ZM18 73V72H17ZM21 73V72H20ZM24 73V72H23ZM50 73V72H49ZM62 73V72H61ZM74 73V72H73ZM78 73V72H77ZM131 73V72H130ZM138 73V72H137ZM167 73V72H166ZM190 73V72H189ZM219 73H220V71H219ZM53 74V73H52ZM51 74V75H52ZM83 74V73H82ZM81 74V75H82ZM90 74H92V73H90ZM100 74V73H99ZM104 74V73H103ZM116 74V73H115ZM169 74V73H168ZM167 74V75H168ZM198 74V73H197ZM196 74V75H197ZM257 74V73H256ZM6 75V74H5ZM28 75V74H27ZM26 75V76H27ZM72 75V74H71ZM97 75H98V73H97ZM105 75V74H104ZM107 75H108V73H107ZM118 75V74H117ZM123 75V74H122ZM134 75H137V74H134ZM165 75V74H164ZM181 75V74H180ZM186 75V74H185ZM188 75V74H187ZM205 75V73L203 74V75H201V76H204ZM217 75V74H216ZM220 75V74H219ZM239 75V74H238ZM255 75V74H254ZM258 75V74H257ZM261 75V74H260ZM32 76V75H31ZM87 76V75H86ZM115 76V75H114ZM175 76V75H174ZM9 77V76H8ZM38 77H40V76H38ZM43 77H44V74H43ZM67 77V76H66ZM74 77V76H73ZM84 77V76H83ZM82 77V78H83ZM138 77V76H137ZM171 77H173V76H171ZM187 77H189V76H187ZM210 77H212V76H210ZM219 77V76H218ZM257 77V76H256ZM260 77V76H259ZM264 77V76H263ZM262 77V78H263ZM11 78V77H10ZM24 78V77H23ZM22 78V79H23ZM26 78V77H25ZM24 78V79H25ZM30 78V77H29ZM35 78V77H34ZM45 78V77H44ZM43 78V79H44ZM88 79H89V77H87ZM94 78V77H93ZM131 78V77H130ZM170 78V77H169ZM185 79H183V80H185V83L188 81H186V77H184ZM197 78V77H196ZM200 78V77H199ZM215 78V77H214ZM223 78V77H222ZM239 78V77H238ZM238 78H236V79H238ZM258 78V77H257ZM261 78V77H260ZM259 78V79H260ZM261 78V79H262ZM6 79V78H5ZM14 79V78H13ZM19 79V78H18ZM31 79V78H30ZM30 79H28V80H30ZM41 79V78H40ZM59 79V78H58ZM81 79V78H80ZM91 79V78H90ZM95 79H98V78H96L95 77ZM111 79V78H110ZM114 79H116V77L114 78ZM117 79H119V78H117ZM166 79V78H165ZM172 79V78H171ZM175 79V78H174ZM177 79V78H176ZM189 79H190V77H189ZM210 79V78H209ZM16 80H17V78H16ZM15 80V81H16ZM32 80H34V79H32ZM47 80V79H46ZM50 80V79H49ZM69 80H71V79H69ZM73 80V79H72ZM71 80V81H72ZM77 80V79H76ZM75 80V81H76ZM82 80V79H81ZM133 80V79H132ZM168 80V79H167ZM166 80V81H167ZM218 80V79H217ZM223 80V79H222ZM0 81H4V79L2 80V78H1V80ZM22 81V80H21ZM92 81V80H91ZM113 81V80H112ZM181 81V80H180ZM213 81V80H212ZM260 81V80H259ZM7 82H8V79H7ZM7 82H2V83H4V84H7ZM13 82V81H12ZM38 82H39V80H38ZM77 82V81H76ZM82 82V81H81ZM84 82V81H83ZM94 80L92 81V83L90 84V83H87V82H85V84L87 83L88 85H87V87L89 86V84L90 85H94ZM98 82H100V80L98 81ZM122 82V81H121ZM124 82V81H123ZM130 82V81H129ZM136 82V81H135ZM160 82V81H159ZM177 82V81H176ZM191 82V81H190ZM18 83H19V81H18ZM24 83V82H23ZM35 83H36V81H35ZM46 83V82H45ZM73 83H75V82H73ZM97 82H95V84H96ZM161 83V82H160ZM173 83V82H172ZM181 83V82H180ZM182 83H184V81L182 82ZM213 83V82H212ZM235 83V82H234ZM258 83V82H257ZM9 84V83H8ZM10 84H11V82H10ZM13 84V83H12ZM16 84V83H15ZM26 84V83H25ZM30 84V83H29ZM37 84V83H36ZM57 84V83H56ZM107 84V83H106ZM111 84V83H110ZM125 84V83H124ZM123 84V85H124ZM134 84V83H133ZM168 84V83H167ZM176 84V83H175ZM190 84V83H189ZM200 84V83H199ZM224 84V83H223ZM14 85V84H13ZM24 85V84H23ZM22 85V86H23ZM28 85V84H27ZM47 85H50V84H47ZM69 85V84H68ZM74 84H72V86H73ZM76 85V84H75ZM80 85V84H79ZM79 85H77V86H79ZM99 85V84H98ZM109 85V84H108ZM144 85V84H143ZM173 85H174V83H173ZM182 85H184V84H182ZM181 85V86H182ZM185 85H187V84H185ZM184 85V88H186L187 89V91L186 92H188V91H190V90H188V88L186 87ZM195 85V84H194ZM197 85V84H196ZM195 85V86H196ZM209 85V84H208ZM214 85H215V83H214ZM216 85H218L217 83H216ZM259 85V84H258ZM5 86V85H4ZM2 84H1V88L2 87H4ZM7 86V85H6ZM15 86H17V85H15ZM32 86H34V85H32ZM60 86V85H59ZM66 85H64V87H65ZM71 86V87H72ZM82 86V85H81ZM117 86V85H116ZM115 86V87H116ZM126 86V85H125ZM138 86V85H137ZM141 86V85H140ZM180 86V85H179ZM189 87L191 86V84L190 85H188ZM232 86V85H231ZM18 87V86H17ZM21 87V86H20ZM26 86H24V88H25ZM29 87V86H28ZM48 87V86H47ZM52 87H54V86H52ZM67 87V86H66ZM68 87H70V86H68ZM86 87V86H85ZM92 87V86H91ZM95 87H98L97 85H94V87H93V90H95L97 93H95V94H93L94 95V98H93V100H95V105H94V108L93 109H96L97 107L98 108H100V106L102 105L101 103H103V102H101V98L100 97H102V96H100L99 94H98V92L99 91H97V89H94ZM103 87V86H102ZM110 87H112V86H110ZM110 87L108 88V89H110ZM145 87V86H144ZM168 87H169V85H168ZM177 87V86H176ZM175 87V88H176ZM202 87H203V85H202ZM210 87V86H209ZM229 87V86H228ZM263 87H264V85H263ZM1 88H0V90H1ZM5 88V87H4ZM7 88V87H6ZM9 88V87H8ZM13 88V87H12ZM63 88V87H62ZM76 88V87H75ZM81 88V87H80ZM79 88V89H80ZM104 88V87H103ZM102 88V89H103ZM117 88V87H116ZM151 88H153V87H151ZM150 88V89H151ZM167 88V87H166ZM192 88V87H191ZM216 88V87H215ZM261 88V87H260ZM17 89V88H16ZM19 89V88H18ZM17 89V90H18ZM21 89V88H20ZM23 89V88H22ZM33 89V88H32ZM45 89V88H44ZM46 89H48V88H46ZM65 89V88H64ZM63 89V90H64ZM71 89H73L74 90V88H71ZM85 89V88H84ZM99 89V88H98ZM107 89V88H106ZM149 89V88H148ZM173 89V88H172ZM9 90V89H8ZM11 90V89H10ZM9 90V91H10ZM13 90V89H12ZM11 90V91H12ZM68 91L70 90V89H67ZM73 90H71V91H73ZM119 90V89H118ZM121 90V89H120ZM139 90V89H138ZM142 90V89H141ZM180 90H182V89H180ZM179 90V91H180ZM184 90V89H183ZM16 91V90H15ZM19 91V90H18ZM41 91V90H40ZM49 91H50V89H49ZM87 91V90H86ZM117 90H115V92H116ZM124 91H125V89H124ZM123 91V92H124ZM150 91V90H149ZM148 91V92H149ZM154 91V90H153ZM165 91H166V89H165ZM170 91H171V89H170ZM216 91V90H215ZM228 91V90H227ZM230 91V90H229ZM260 91V90H259ZM1 92H3V91H1ZM29 92V91H28ZM27 92V93H28ZM31 92V91H30ZM36 92H37V90H36ZM39 92V91H38ZM51 92H53V91H51ZM76 92H79V90L78 91H76ZM83 92V91H82ZM111 92V91H110ZM114 92V91H113ZM141 92V91H140ZM147 92V91H146ZM164 92V91H163ZM162 92V93H163ZM174 92V91H173ZM176 92V91H175ZM184 92H185V90H184ZM195 92V91H194ZM193 92V93H194ZM209 92V91H208ZM252 92V91H251ZM12 93V92H11ZM14 93V92H13ZM17 93V92H16ZM23 93V92H22ZM25 93V92H24ZM40 93V92H39ZM54 93H55V91H54ZM74 93H75V91H74ZM135 93V92H134ZM142 93V92H141ZM160 93H161V91H160ZM168 93H169V91H168ZM182 93V95H183V91L181 92ZM189 93V92H188ZM192 93V92H191ZM202 93V92H201ZM231 93V92H230ZM21 94V93H20ZM26 94V93H25ZM34 94V93H33ZM43 94V93H42ZM70 94V93H69ZM68 94V95H69ZM108 94V93H107ZM110 94V93H109ZM113 94V93H112ZM124 94H126V93H124ZM129 94V93H128ZM219 94V93H218ZM220 94H221V92H220ZM6 95H7V93H6ZM11 95V94H10ZM16 95V94H15ZM37 95V94H36ZM52 95V94H51ZM55 95V94H54ZM54 95H52V96H54ZM58 95V94H57ZM57 95H55V96H57ZM60 95V94H59ZM61 95H62V93H61ZM64 95V94H63ZM67 95V96H68ZM86 95H88V94H86ZM139 95H141V94H139ZM161 95V94H160ZM174 95V94H173ZM186 94H184L183 96L184 97H186L185 96ZM189 95V94H188ZM195 95V94H194ZM204 95H206V94H204ZM14 96V95H13ZM29 96H30V94H29ZM67 96H66V98H67ZM82 96V97H81ZM85 96V95H84ZM113 96H114V94H113ZM117 96V95H116ZM129 96V95H128ZM156 96V95H155ZM162 96V95H161ZM177 96V95H176ZM197 96V95H196ZM261 96H263V95H261ZM4 97V95H1V98H0V108H1V112L3 113L2 115H1V118H2V120H4L3 122H4V124H5V127H6V125H8V123H11V121L15 118H13V116H9V112L12 110V108H10L11 106L13 107V105H11L9 102H10V100H9V102L5 99V98H3ZM21 97V96H20ZM27 97V96H26ZM118 97H119V95H118ZM127 97V96H126ZM143 97H144V95H143ZM166 97V96H165ZM168 97H171V96H169L168 95ZM178 97V96H177ZM188 97V98H187ZM186 98H184V99H186V101L187 100H189V96H187ZM199 97H200V95H199ZM228 97V96H227ZM232 97V96H231ZM230 97V98H231ZM25 98V97H24ZM29 98V97H28ZM65 98V99H66ZM69 98V97H68ZM71 98H73V99H71ZM71 100H72V103H69L70 105H71V107L73 108V111L75 112V114L76 113H82V111L81 110H83V104H82V101L83 100H81V98H83V94L81 93V95H80V93H76L75 95H73V92H72V95H71ZM87 98V97H86ZM91 98V97H90ZM104 98V97H103ZM102 98V99H103ZM135 98V97H134ZM148 98V97H147ZM179 98H181V96H179ZM207 98V97H206ZM30 99V98H29ZM36 99V98H35ZM39 99H40V97H39ZM38 99V100H39ZM42 99V98H41ZM46 99V98H45ZM60 99V98H59ZM59 99H57V100H59ZM65 99H64V101H65ZM84 99V98H83ZM173 99V98H172ZM216 99H217V97H216ZM238 99V98H237ZM251 99V98H250ZM14 100H16V99H14ZM26 100H27V98H26ZM37 100V101H38ZM54 100V99H53ZM68 100V99H67ZM70 100V101H71ZM85 100V99H84ZM87 100V99H86ZM92 100V99H91ZM116 100H117V98H116ZM159 100V99H158ZM161 100V99H160ZM164 100H165V98H164ZM191 100V99H190ZM193 100V99H192ZM203 100H204V98H203ZM218 100V99H217ZM231 100H232V98H231ZM258 100V99H257ZM256 100V101H257ZM263 100H264V98H263ZM63 101V100H62ZM61 101V102H62ZM105 101V100H104ZM144 101V100H143ZM149 101V100H148ZM153 101V100H152ZM169 101V100H168ZM202 101V100H201ZM237 101V100H236ZM261 101V100H260ZM8 102V103H7ZM20 102V101H19ZM89 102V101H88ZM93 102V101H92ZM106 102V101H105ZM131 102V101H130ZM135 102V101H134ZM161 102V101H160ZM216 102V101H215ZM219 102V101H218ZM238 102V101H237ZM34 103V102H33ZM55 103H58V102H56V100H55ZM55 103H53V104H55ZM65 103H68V102H65ZM114 103V102H113ZM156 103V102H155ZM175 103H176V101H175ZM174 103V104H175ZM179 103H180V101H179ZM182 103H185V102H182ZM189 103V102H188ZM190 103H192L191 101H190ZM236 103V102H235ZM239 103V102H238ZM241 103V102H240ZM13 104V103H12ZM20 104H21V102H20ZM61 104V103H60ZM86 104V103H85ZM84 104V105H85ZM116 104H117V101H116ZM123 104V103H122ZM151 104V103H150ZM185 104H187V103H185ZM185 104H183V107L184 106H186ZM198 104V103H197ZM196 104V105H197ZM232 104H234V103H232ZM244 104V103H243ZM247 104V103H246ZM245 104V105H246ZM256 104V103H255ZM16 105H17V103H16ZM28 101L27 102H24L23 101V105L22 106H24L23 108H24V110H21V111H25V112H23V114H22V116L24 115V117L23 118H21L20 119V121H21V123H20V126H19V128L18 129H16L17 131H16V134L14 135L15 136V145H14V143L12 142V144H13V146L12 147H14V150H13V153H12V156H10L11 158H13L14 157V161H12L11 160V158H10V160L6 163V165H11V166H13V168H11V166L9 167V168H11V169H13L14 171L16 170V173L14 174L15 176H13L12 178H14L13 180L11 179V181H13L12 183H11V185H9L8 184V186L10 187H8L7 188V190H5V188H6V186H7V184L5 185V188L4 187H2V189L4 188V192H8V193H6V195L8 194V197H6L5 196V198H4V200H5V202L3 203V205H1L0 206V219L2 218L4 221V223H5V231H3L2 232V234H1V237H0V264H264V257L263 258H261V257H254V258H247V259H245L244 260V258L242 259V258H240V257H238V256H236V255H238L236 252H234V253H236V254H231V253H224V254H220V255H207V254H205L206 253V251H209V250H207V249H205L206 251H205V253L204 254H201L200 252V254L199 255H192L191 253L190 254H187V253H185V252H182V250H184V249H182L181 251H180V248L179 249H177V248H168V249H166V252H164V251H162V252H164V253H161L160 251V255H151V254H149V253H147V252H142L141 251V249H140V251L139 250H136V248H130V247H128V246H124V244L122 245V243L120 242V243H118L119 242V240H118V242L114 245L115 246V248H113V245H112V239H113V237L114 236H112V234H110V232L108 231V229H106L107 228V226H106V228H105V221L107 222V220H106V218L104 217L105 216V214L103 213V212H105V208L107 209V206H108V204L107 205H105L106 203V201H98V195L94 192V191H98V185L97 184H99V183H97L98 182V176H96V174L98 173H96L95 175H93V177L95 176V179H93V177H89V181L87 182L88 184H89V182H90V180H95L96 182H92V184H90V186H88V185H85L86 187L85 188H88L89 187V189H88V191H87V193L86 194H84L82 191L83 190H85V189H83V190H79V195H78V193H77V196H80V194L83 196L84 195V198L87 196L88 198H91L89 201H93V203H94V206L98 209L97 210V212H99L100 214H101V216H100V214L98 215V218H99V220L98 221H95L94 219H98V218H94L93 217V220L95 221V222H97V223H95L94 221V223H95V226L97 227V229L99 230H97L98 231V233H99V237H97V238H99L97 241L98 242H94V241H92L93 243H91L90 241V245L89 244H86V242L87 241H85V243H84V241H82V236L80 235V239L79 238H76V239H78L77 240V242L75 241V240H73L75 243H73V244H70L69 242L71 241H69L68 243H69V245H68V243L66 242L67 241V239H66V241H63L62 240V238H63V236L61 237V233H60V235L58 234L57 236H56V234H55V237H54V235L52 236V234H51V237H50V235H48L47 236V238L49 237V239H47V238H45L46 236H44V232H46V231H44L43 232V234L41 235L40 233H39V235H41V236H39L38 235V233H36V232H38V230L39 231H42V230H40V229H42V227L44 228V225H42L41 224V222H40V216H41V214H43V213H41V211L43 210V207H45L44 206V203H46L47 201H48V199L46 200V199H44V195H42V192L43 193H46V190L48 191V187H46L45 185H44V183H43V185L45 186V188H47V189H45V192H44V186L43 187H41V188H39V186H38V182L36 183V181L34 182L36 185H33L34 183H30V175L29 176H25L26 175V173L28 172L29 173V171L28 170H26L29 166H30V160H32V159H30V139L31 138H33V136H34V134L35 133H37V132H39L38 131V129L37 128H35V129H37L36 131H35V133H34V131H33V128L34 127H36V124H35V126L33 127L32 126V124L30 123V118H32L31 117V114H30V111H29V107H28ZM48 105V104H47ZM56 105V104H55ZM63 105V104H62ZM68 105V104H67ZM93 105V104H92ZM109 105V104H108ZM126 105V104H125ZM154 105V104H153ZM164 105V104H163ZM162 105V106H163ZM180 105V104H179ZM193 105V104H192ZM201 105V104H200ZM240 105V104H239ZM254 105V104H253ZM18 106H19V104H18ZM89 106H91V105H89ZM88 106V107H89ZM111 106V105H110ZM161 106V107H162ZM169 106H171V105H169ZM178 106V105H177ZM198 106H199V104H198ZM203 106V105H202ZM202 106H200V108L202 107ZM211 106V105H210ZM262 106V105H261ZM260 106V107H261ZM104 107H105V105H104ZM116 107V106H115ZM142 107V106H141ZM147 107V106H146ZM158 107V106H157ZM187 107V106H186ZM191 107H193V106H191ZM207 107V106H206ZM234 107V106H233ZM241 107V106H240ZM14 108V107H13ZM16 108V107H15ZM14 108V109H15ZM34 108V107H33ZM39 108V107H38ZM63 108V107H62ZM71 108V109H72ZM85 108V107H84ZM92 108V107H91ZM138 108V107H137ZM156 108V107H155ZM179 107H177V109H178ZM236 108V107H235ZM34 109H36V108H34ZM43 109V108H42ZM48 109H50V107L48 108ZM54 109H56L57 110V108H54ZM53 109V110H54ZM89 109V108H88ZM123 109V108H122ZM166 109V108H165ZM185 109V108H184ZM187 109H190L189 108V106H188V108ZM214 109V108H213ZM221 109V108H220ZM253 109H254V107H253ZM258 109V108H257ZM262 109V108H261ZM38 110V109H37ZM36 110V111H37ZM40 110V109H39ZM45 110V109H44ZM64 110V109H63ZM101 110H102V108H101ZM129 110H130V108H129ZM151 110V109H150ZM155 110V109H154ZM153 110V111H154ZM179 110V109H178ZM181 110V109H180ZM191 110V109H190ZM192 110H193V108H192ZM249 110V109H248ZM259 110V109H258ZM17 111V110H16ZM71 111V110H70ZM85 111H86V109H85ZM89 111V110H88ZM90 111H92V110H90ZM99 111V110H98ZM125 111V110H124ZM152 111V112H153ZM182 111V110H181ZM189 111V110H188ZM199 111H201V110H199ZM222 111V110H221ZM244 111V110H243ZM255 111V110H254ZM264 111V110H263ZM13 111H11V113H12ZM19 112V111H18ZM49 112H50V110H49ZM53 112H55V111H53ZM59 112H60V110H59ZM59 112H58V114H59ZM66 112V111H65ZM68 112V111H67ZM100 112H102V111H100ZM112 112V111H111ZM110 112V113H111ZM137 112V111H136ZM163 112V111H162ZM194 112V111H193ZM216 112V111H215ZM97 113V112H96ZM109 113V114H110ZM121 113V112H120ZM127 113V112H126ZM143 113V112H142ZM166 113H167V111H166ZM188 113V112H187ZM191 113V112H190ZM222 113V112H221ZM50 114V113H49ZM57 114V113H56ZM70 114H72V113H70ZM78 114H77V116H78ZM93 114L94 115H97V114H95V113H92V117H93ZM102 114V113H101ZM100 114V115H101ZM123 114V113H122ZM125 114V113H124ZM192 114V113H191ZM203 114V113H202ZM207 114V113H206ZM233 114V113H232ZM250 114V113H249ZM259 114V113H258ZM261 114V113H260ZM44 115V114H43ZM48 115V114H47ZM67 115V114H66ZM81 115V114H80ZM89 115V114H88ZM103 115V114H102ZM127 115V114H126ZM130 115H131V113H130ZM134 115V114H133ZM143 115V114H142ZM193 115H195V113L193 114ZM205 115V114H204ZM204 115H203V118H204ZM214 115V114H213ZM212 115V116H213ZM245 115V114H244ZM243 115V116H244ZM2 116H4V117H6V119L4 118V117H2ZM20 116V115H19ZM46 116V115H45ZM58 116V115H57ZM91 116V115H90ZM107 116V115H106ZM117 116V115H116ZM144 116H145V114H144ZM149 116V115H148ZM155 116V115H154ZM182 116V115H181ZM188 116V115H187ZM192 116V115H191ZM210 116V115H209ZM221 116V115H220ZM223 116V115H222ZM238 116V115H237ZM254 116V115H253ZM256 116H258V117H260L259 115H256ZM256 116H254V117H256ZM81 117V116H80ZM88 117V116H87ZM95 117H97V116H95ZM94 117V118H95ZM101 117H103V116H101ZM119 117V116H118ZM118 117H116V118H118ZM124 117V116H123ZM137 117V116H136ZM150 117H151V115H150ZM169 117V116H168ZM176 117V116H175ZM185 117V116H184ZM197 117V116H196ZM219 117V116H218ZM242 117V116H241ZM4 118V119H3ZM34 118V117H33ZM42 118V117H41ZM47 118V117H46ZM54 118H55V116H54ZM73 117H71V119H72ZM85 118V117H84ZM84 118H83V120H84ZM106 118V117H105ZM178 118V117H177ZM180 118V117H179ZM192 118H195L194 116L192 117ZM198 118H199V116H198ZM198 118H196V119H198ZM210 118H211V116H210ZM213 118V117H212ZM261 118H263V117H261ZM48 119V118H47ZM46 119V120H47ZM52 119V118H51ZM56 119V118H55ZM79 119V118H78ZM87 119H89V118H87ZM91 119V118H90ZM101 119H103V118H101ZM120 119V118H119ZM133 119V118H132ZM143 119V118H142ZM188 119V118H187ZM208 119V118H207ZM207 119L205 120L206 122H207ZM253 119V118H252ZM256 119H257V117H256ZM1 120V121H2ZM136 120V119H135ZM134 120V121H135ZM145 120V119H144ZM166 120V119H165ZM177 120V119H176ZM180 120V119H179ZM184 120H185V118H184ZM219 120H220V118H219ZM225 120V119H224ZM244 120V119H243ZM48 121V120H47ZM46 121V122H47ZM51 120H49V122H50ZM61 121V120H60ZM94 121V120H93ZM115 121V120H114ZM120 121V120H119ZM149 121V120H148ZM151 121V120H150ZM182 121V120H181ZM187 121V120H186ZM193 121H194V119H193ZM201 121V120H200ZM199 121V119L198 120H196L195 122H197V125H199L200 127H201V125L200 124H198V122H200ZM223 121V120H222ZM257 121H258V119H257ZM261 121V120H260ZM260 121L258 122V123H260ZM39 122V121H38ZM37 122V123H38ZM43 122V121H42ZM51 122H53V121H51ZM78 122V121H77ZM80 122V121H79ZM152 122V121H151ZM174 122V121H173ZM191 123H193L192 121H190ZM194 122V123H195ZM264 122V121H263ZM34 123H36L35 121H34ZM61 123V122H60ZM72 123V122H71ZM86 123V122H85ZM100 123V122H99ZM103 123V122H102ZM115 123V122H114ZM150 123V122H149ZM155 123V122H154ZM168 123V122H167ZM179 123V122H178ZM177 123V124H178ZM194 123H193V125H194ZM248 123V122H247ZM254 123V122H253ZM256 123V122H255ZM261 123H262V121H261ZM1 124H2V122H1ZM4 124H3V127H4ZM16 124V123H15ZM45 124V123H44ZM43 124V125H44ZM53 124V123H52ZM78 124V123H77ZM76 124V125H77ZM80 124H82V122L80 123ZM79 124V125H80ZM110 124V123H109ZM190 124V123H189ZM205 124V123H204ZM221 124V123H220ZM224 124V123H223ZM222 124V125H223ZM226 124V123H225ZM249 124V123H248ZM247 124V125H248ZM46 125H47V123H46ZM98 125V124H97ZM108 125V124H107ZM119 125V124H118ZM143 125V124H142ZM193 125H192V127H193ZM208 125V124H207ZM217 125V124H216ZM232 125V124H231ZM259 125V124H258ZM16 126V125H15ZM49 126V125H48ZM92 126H94L93 124H92ZM112 126V125H111ZM127 126V125H126ZM132 126H133V124H132ZM195 126V125H194ZM202 126H203V124H202ZM213 126V125H212ZM224 126V125H223ZM227 126V125H226ZM254 126V125H253ZM2 127V128H3ZM12 127V126H11ZM17 127V126H16ZM15 127V128H16ZM38 127V126H37ZM44 127V126H43ZM42 127V128H43ZM74 127V126H73ZM84 127V126H83ZM85 127H86V125H85ZM105 127V125L103 126V128ZM118 127V126H117ZM120 127V126H119ZM198 127V126H197ZM208 127V126H207ZM222 127V126H221ZM230 127V126H229ZM244 127V126H243ZM249 127V126H248ZM252 127V126H251ZM259 127V126H258ZM257 127V128H258ZM262 127H264V124H263V126ZM41 128V127H40ZM42 128H41V131H42ZM59 128V127H58ZM62 128H63V126H62ZM76 128V127H75ZM87 128V127H86ZM210 128V127H209ZM237 128V127H236ZM245 128V127H244ZM247 128V127H246ZM254 128V127H253ZM253 128H251V129H253ZM256 128V127H255ZM6 129V128H5ZM9 129H11V128H9ZM34 129V130H35ZM51 129V128H50ZM61 129V128H60ZM84 129V128H83ZM119 129V128H118ZM147 129H149V128H147ZM180 129V128H179ZM182 129V128H181ZM193 129H195V127H193ZM201 129V128H200ZM200 129H198L197 131H200ZM203 129V128H202ZM207 129V128H206ZM260 129V128H259ZM11 130H13V128L11 129ZM10 130V131H11ZM55 130V129H54ZM66 130H67V128H66ZM77 130V129H76ZM76 130H75V132H76ZM79 130V129H78ZM94 130V129H93ZM92 130V131H93ZM121 130V129H120ZM223 130H224V128H223ZM227 130V129H226ZM229 130V129H228ZM240 130V129H239ZM242 130V129H241ZM46 131V130H45ZM61 131V130H60ZM63 131V130H62ZM81 131V130H80ZM91 131V130H90ZM131 131V130H130ZM202 131V130H201ZM205 131V130H204ZM261 131V130H260ZM3 132V131H2ZM1 132V133H2ZM14 132V131H13ZM51 132H53V131H51ZM86 132V131H85ZM95 132V131H94ZM106 132V131H105ZM114 132V131H113ZM195 132H196V130H195ZM207 132H208V130H207ZM206 132V133H207ZM217 132H218V130H217ZM225 132V131H224ZM257 132V131H256ZM43 133V132H42ZM47 133V132H46ZM55 133H56V131H55ZM63 133H64V131H63ZM62 133V134H63ZM71 133V132H70ZM84 133V132H83ZM112 133V132H111ZM145 133V132H144ZM190 133V132H189ZM203 133V132H202ZM206 133H204V134H206ZM222 133V132H221ZM227 133V132H226ZM231 133V132H230ZM230 133L228 134V135H230ZM233 133V132H232ZM248 133V132H247ZM50 134V133H49ZM101 134V133H100ZM99 134V135H100ZM109 134H110V132H109ZM201 133L199 132V135H200ZM208 134V133H207ZM206 134V135H207ZM224 134V133H223ZM5 135V134H4ZM7 135H8V133H6V137H7ZM11 135H12V133H11ZM41 135V134H40ZM54 135V134H53ZM56 135V134H55ZM54 135V137H56ZM67 135V134H66ZM88 135V134H87ZM112 135V134H111ZM144 135V134H143ZM191 135V134H190ZM211 135V134H210ZM222 134H220V136H221ZM241 135V134H240ZM245 135V134H244ZM258 135V134H257ZM260 135V134H259ZM262 135V134H261ZM44 136V135H43ZM57 136H58V133H57ZM80 136V135H79ZM123 136V135H122ZM196 136V135H195ZM205 136V135H204ZM204 136H202V137H204ZM215 136V135H214ZM213 136V137H214ZM224 136H225V134H224ZM242 136V135H241ZM35 137H36V135H35ZM34 137V138H35ZM70 137V136H69ZM83 137H84V134H83ZM86 137V136H85ZM98 137V136H97ZM115 137V136H114ZM145 137V136H144ZM200 137V136H199ZM211 137V136H210ZM209 137V138H210ZM231 137V136H230ZM232 137H235V135L233 136V134H232ZM238 137V136H237ZM244 137V136H243ZM259 137V136H258ZM261 137V136H260ZM259 137V138H260ZM9 138V137H8ZM37 138V137H36ZM92 138V137H91ZM101 138V137H100ZM117 138V137H116ZM118 138H120V137H118ZM197 138H198V136H197ZM219 138V137H218ZM256 138V137H255ZM1 139V138H0ZM5 139V138H4ZM7 139V138H6ZM10 139V138H9ZM40 139H42V137L40 138ZM39 139V140H40ZM69 139H71V137L69 138ZM93 139V138H92ZM97 139H99V138H97ZM126 139V138H125ZM131 139V138H130ZM206 139V138H205ZM208 139V138H207ZM220 139V138H219ZM239 139H241V137L239 138ZM253 139V138H252ZM12 140H13V138H12ZM33 140H35V139H33ZM37 140V139H36ZM36 140L34 141V144H36L37 142H36ZM47 140V139H46ZM49 140V139H48ZM86 140H87V138H86ZM85 140V141H86ZM111 140V139H110ZM193 140V139H192ZM195 140V139H194ZM199 140H201L200 138H199ZM38 141V140H37ZM44 141V140H43ZM51 141V140H50ZM55 141V140H54ZM57 141V140H56ZM68 141V140H67ZM66 141V142H67ZM74 141V140H73ZM120 141V140H119ZM145 141V140H144ZM205 141V140H204ZM211 141V140H210ZM209 141V142H210ZM221 141V140H220ZM223 141V140H222ZM252 141V140H251ZM1 142V141H0ZM7 142V141H6ZM32 142V141H31ZM41 142V141H40ZM69 142V141H68ZM71 142V141H70ZM97 142V141H96ZM104 142V141H103ZM122 142V141H121ZM131 142V141H130ZM129 142V143H130ZM208 142V141H207ZM206 142V143H207ZM253 142V141H252ZM256 142V141H255ZM4 143H5V141H4ZM41 143H43V142H41ZM48 143V142H47ZM52 143V142H51ZM57 143V142H56ZM64 143V142H63ZM99 143V142H98ZM123 143V142H122ZM199 143V142H198ZM215 143H217V142H215ZM219 143V142H218ZM5 144H7V143H5ZM11 144V143H10ZM38 144V143H37ZM40 144V143H39ZM43 144H45V143H43ZM54 144H55V142H54ZM67 144V143H66ZM66 144H64V145H66ZM94 144V143H93ZM100 144V143H99ZM105 144V143H104ZM208 144V143H207ZM230 144V143H229ZM229 144H227V145H229ZM234 144V143H233ZM232 144V145H233ZM255 144V143H254ZM41 145V144H40ZM49 145H50V143H49ZM60 145H61V143H60ZM63 145V144H62ZM61 145V146H62ZM85 145V144H84ZM119 145V144H118ZM124 145V144H123ZM126 145V144H125ZM201 145H202V143H201ZM205 145V144H204ZM220 145V144H219ZM261 145V144H260ZM61 146H60V149L59 150H61ZM68 146V145H67ZM73 146V145H72ZM79 146V145H78ZM81 146V145H80ZM79 146V147H80ZM100 146V145H99ZM104 146H106V145H104ZM117 146V145H116ZM136 146V145H135ZM146 146V145H145ZM198 146V145H197ZM207 146V145H206ZM239 146V145H238ZM246 145H244V147H245ZM257 146V145H256ZM263 146V145H262ZM261 146V147H262ZM6 147V146H5ZM11 147V146H10ZM36 147H37V145H36ZM40 147H43V145L42 146H40ZM101 147H103L102 145H101ZM111 147V146H110ZM114 147V146H113ZM121 147V146H120ZM134 147V146H133ZM219 147H221L222 148V146H219ZM234 148H236L235 146H233ZM252 147H254V146H252ZM264 147V146H263ZM262 147V148H263ZM39 147H37L36 149H38ZM50 148V147H49ZM52 148V147H51ZM68 148V147H67ZM70 148V147H69ZM81 148V147H80ZM80 148H79V150H80ZM93 148V147H92ZM214 148V147H213ZM216 148V147H215ZM226 148V147H225ZM232 148V147H231ZM247 148V147H246ZM255 148V147H254ZM257 148V147H256ZM255 148V149H256ZM259 148V147H258ZM5 149V148H4ZM7 149V148H6ZM43 148H40V149H38V150H42ZM46 149V148H45ZM58 149V148H57ZM56 149V150H57ZM73 149V148H72ZM76 149V148H75ZM99 149V148H98ZM101 149V148H100ZM195 149V148H194ZM207 149H208V146H207ZM210 149V148H209ZM212 149V148H211ZM229 149V148H228ZM233 149V148H232ZM231 149V150H232ZM239 149H241V147L239 148ZM248 149H249V147H248ZM8 150H9V148H8ZM93 150V149H92ZM116 150V149H115ZM137 150V149H136ZM142 150V149H141ZM216 150V149H215ZM219 150V149H218ZM221 150V152H222V149H220ZM252 150V149H251ZM258 150V149H257ZM1 151V150H0ZM3 151V150H2ZM43 151V150H42ZM63 151V150H62ZM75 151V150H74ZM107 150H105V152H106ZM196 151V150H195ZM214 151V150H213ZM229 151V150H228ZM238 151V150H237ZM254 151V150H253ZM256 151V150H255ZM260 151V150H259ZM38 152V151H37ZM53 152V151H52ZM52 152H50V153H52ZM70 152V151H69ZM83 152V151H82ZM87 152V151H86ZM216 152V151H215ZM219 152V151H218ZM230 152V151H229ZM8 153H10L9 151H8ZM35 153V152H34ZM34 153H31V154H34ZM39 153V152H38ZM46 153H48V151L46 152ZM55 153H56V151H55ZM85 153V152H84ZM89 153V152H88ZM93 153V152H92ZM136 153V152H135ZM193 153V152H192ZM199 153V152H198ZM223 153V152H222ZM236 152H234V154H235ZM5 154H7V153H5ZM37 154V153H36ZM41 154H43V153H41ZM61 154V153H60ZM69 155H70V153H68ZM68 154H67V156H68ZM75 154V153H74ZM103 154V153H102ZM105 154V153H104ZM126 154V153H125ZM206 154V153H205ZM210 154V153H209ZM244 154V153H243ZM258 154V153H257ZM38 155V154H37ZM56 155V154H55ZM83 155V154H82ZM86 155V154H85ZM130 155V154H129ZM214 155V154H213ZM222 155V154H221ZM220 155V156H221ZM230 155H231V153H230ZM233 155V154H232ZM236 156H240V155H237V154H235ZM242 155V154H241ZM251 155V154H250ZM252 155H253V153H252ZM259 155V154H258ZM1 156V155H0ZM33 156V155H32ZM63 156V155H62ZM71 156V155H70ZM92 156H93V154H92ZM95 156V155H94ZM103 156V155H102ZM106 156V155H105ZM113 156V155H112ZM136 156V155H135ZM134 156V157H135ZM138 156H139V154H138ZM140 156H142V155H140ZM209 156V155H208ZM217 156H219V154H217ZM244 156H246L247 157V155H244ZM249 156V155H248ZM7 157V156H6ZM57 157H58V155H57ZM65 157V156H64ZM98 157V156H97ZM99 157H100V155H99ZM200 157H201V155H200ZM211 157V156H210ZM222 157V156H221ZM232 157H234V156H232ZM250 157V156H249ZM253 157V156H252ZM260 157H262V156H260ZM264 157V156H263ZM262 157V158H263ZM4 158V157H3ZM2 158V159H3ZM9 158V157H8ZM34 158V157H33ZM40 158V157H39ZM79 158V157H78ZM87 158V157H86ZM95 158V157H94ZM105 158V157H104ZM209 158V157H208ZM224 158H227V157H224ZM223 158V159H224ZM240 158V157H239ZM239 158H236V159H239ZM245 158V157H244ZM254 158V157H253ZM255 158H257V157H255ZM37 159V158H36ZM45 159V158H44ZM43 159V160H44ZM47 159V158H46ZM55 159V158H54ZM76 159V158H75ZM85 159V158H84ZM88 159V158H87ZM193 159V158H192ZM207 159V158H206ZM220 159V158H219ZM228 159H229V155H228ZM247 159H249V158H247ZM246 159V160H247ZM252 159V158H251ZM60 160H62V159H60ZM68 160V159H67ZM66 160V161H67ZM193 160H195V159H193ZM198 160V159H197ZM201 160V159H200ZM213 160H214V158H213ZM225 160V159H224ZM245 160V159H244ZM255 160H257V159H255ZM254 160V161H255ZM260 160V159H259ZM263 159H261V161H262ZM10 161H11V163H10ZM34 161V160H33ZM36 161V160H35ZM34 161V162H35ZM42 161V160H41ZM56 161H57V159H56ZM78 161V160H77ZM109 161V160H108ZM116 161V160H115ZM203 161V160H202ZM205 161V160H204ZM210 161V160H209ZM216 161H217V159H216ZM219 161H221V160H219ZM229 161V160H228ZM234 161H236V160H234ZM241 161V160H240ZM253 161V160H252ZM258 161V160H257ZM256 161V162H257ZM13 162V163H12ZM45 162V161H44ZM71 162V161H70ZM70 162H68L69 164L68 165H70ZM79 162V161H78ZM82 162V161H81ZM94 162V161H93ZM114 162V161H113ZM206 162H208L207 160H206ZM215 162V161H214ZM224 162V161H223ZM42 163V162H41ZM53 163V162H52ZM85 163V162H84ZM102 163H104V162H102ZM101 163V164H102ZM132 163V162H131ZM233 163V162H232ZM232 163H230L231 165H232ZM235 163V162H234ZM259 163V162H258ZM257 163V164H258ZM39 164V163H38ZM63 164V163H62ZM73 164V163H72ZM90 164H92V163H90ZM149 164V163H148ZM219 164V163H218ZM222 164H224V163H221V166H223ZM226 164H228V163H226ZM240 164V163H239ZM247 164V163H246ZM255 164V163H254ZM256 164V165H257ZM259 164H261V163H259ZM15 165V166H14ZM32 165V164H31ZM34 165V164H33ZM49 165V164H48ZM53 165V164H52ZM74 165V164H73ZM82 165V164H81ZM84 165V164H83ZM87 165V164H86ZM97 165H99V164H97ZM114 165V164H113ZM136 165V164H135ZM153 165V164H152ZM201 165V164H200ZM230 165V166H231ZM234 165V164H233ZM263 165V164H262ZM66 166V165H65ZM92 165H90L89 167H91ZM96 166V165H95ZM94 166V167H95ZM107 166V165H106ZM111 166V165H110ZM115 166V165H114ZM213 166V165H212ZM215 166V165H214ZM228 167H229V165H227ZM237 166V165H236ZM240 167H241V165H239ZM246 166V165H245ZM260 166V165H259ZM8 167V166H7ZM15 167V168H14ZM34 167V166H33ZM37 167V169L39 170V165L38 166H36ZM44 167H48V166H44ZM83 167V166H82ZM117 167V166H116ZM131 167V166H130ZM137 167V166H136ZM151 167V166H150ZM228 167H227V169H228ZM235 167V166H234ZM256 167V166H255ZM5 168V167H4ZM42 168H43V166H42ZM50 168V167H49ZM53 168H55V167H53ZM53 168H51V169H53ZM66 168V167H65ZM73 168V167H72ZM80 169H81V167H79ZM84 169H86L85 168V166L83 167ZM82 168V169H83ZM98 168H100V167H98ZM103 168V166L101 167V169ZM105 168V167H104ZM109 167H107L106 169H108ZM111 168H113V167H111ZM221 168V167H220ZM220 168H219V170H220ZM223 168V167H222ZM221 168V169H222ZM236 168H239V167H236ZM252 168V167H251ZM3 169V168H2ZM25 171H24V170ZM29 169V168H28ZM51 169H50V171H51ZM75 169V168H74ZM74 169H73V171H74ZM80 169H78V170H80ZM87 169H88V167H87ZM90 169H92V168H90ZM95 169V168H94ZM93 169V170H94ZM116 169V168H115ZM133 169V168H132ZM224 170H225V168H223ZM230 169V168H229ZM228 169V170H229ZM235 169V168H234ZM241 169V168H240ZM243 169V168H242ZM262 169V168H261ZM264 169V168H263ZM30 170H34L33 168L32 169H30ZM41 170V169H40ZM39 170V171H40ZM44 170V169H43ZM47 170V169H46ZM45 170V171H46ZM66 170V169H65ZM72 170V169H71ZM76 170V169H75ZM250 170H252V169H250ZM257 170H258V168H257ZM256 170V171H257ZM260 170V169H259ZM258 170V171H259ZM2 171V170H1ZM4 171V170H3ZM22 171L24 172V174H22ZM27 171V172H26ZM53 171V170H52ZM63 171H64V169H63ZM68 171H70V170H68ZM90 171H92V170H90ZM89 171V172H90ZM98 171V170H97ZM102 171V170H101ZM119 171V170H118ZM131 171V170H130ZM133 171V170H132ZM216 171V170H215ZM222 171V170H221ZM225 171H227V170H225ZM230 172H231V170H229ZM8 172V171H7ZM37 172V171H36ZM48 172V171H47ZM66 172V171H65ZM78 172V171H77ZM85 173L87 172L86 170L84 171ZM94 172H95V170H94ZM114 172V171H113ZM123 172V171H122ZM148 172V171H147ZM242 172V171H241ZM246 172V171H245ZM249 172V171H248ZM252 172H255V171H252ZM259 172H261V170L259 171ZM3 173V172H2ZM5 173V172H4ZM10 173H13V172H10ZM28 173H27V175H28ZM32 173H35L34 171L32 172ZM38 173V172H37ZM56 173V172H55ZM80 173V172H79ZM102 173V172H101ZM116 173V172H115ZM120 173V172H119ZM118 173V174H119ZM130 173V172H129ZM220 173V172H219ZM224 173V172H223ZM235 173H236V171H235ZM251 173V172H250ZM9 174V173H8ZM31 174V173H30ZM44 174V173H43ZM71 174H73V173H71ZM70 174V175H71ZM83 174V173H82ZM111 174V173H110ZM113 174V173H112ZM124 174V173H123ZM133 174V173H132ZM161 174V173H160ZM230 173H228V175H229ZM256 174V173H255ZM259 174V173H258ZM262 175L264 174V173H261ZM260 174V175H261ZM1 175V174H0ZM11 175V174H10ZM9 175V176H10ZM53 175V174H52ZM56 175V174H55ZM63 175V174H62ZM76 175V174H75ZM84 175V174H83ZM83 175L81 176V177H83ZM120 175V174H119ZM129 175V174H128ZM134 175V174H133ZM231 175V174H230ZM234 175V174H233ZM237 175V174H236ZM239 175V174H238ZM242 175V174H241ZM8 176V177H9ZM33 176V175H32ZM37 176V175H36ZM36 176L34 177V178H36ZM39 176V175H38ZM45 176V175H44ZM59 176H61V174L59 175ZM64 176H65V174H64ZM68 176H69V174H68ZM74 176V175H73ZM77 176V175H76ZM90 176V175H89ZM111 176V175H110ZM109 176V177H110ZM122 176V175H121ZM131 176V175H130ZM129 176V177H130ZM226 176V175H225ZM28 178V180H27V178ZM42 177V176H41ZM56 177H58V176H56ZM55 177V178H56ZM72 177V176H71ZM75 177V176H74ZM74 177H73V179H74ZM86 177V176H85ZM87 177H88V175H87ZM108 177V178H109ZM123 177V176H122ZM137 177V176H136ZM158 177V176H157ZM246 177V176H245ZM249 177V176H248ZM3 178V177H2ZM62 178V177H61ZM64 178V177H63ZM101 178V177H100ZM135 178V177H134ZM219 178V177H218ZM221 178V177H220ZM224 178V177H223ZM229 178H231L230 176H229ZM235 178V177H234ZM239 178H240V176H239ZM242 178L243 177H241V179L240 180H242ZM261 178V177H260ZM1 179V178H0ZM40 179V178H39ZM83 179V178H82ZM88 179V178H87ZM97 179V180H96ZM104 179V178H103ZM116 179V178H115ZM126 179V178H125ZM150 179V178H149ZM154 179V178H153ZM248 179V178H247ZM246 179V180H247ZM6 181H8L7 179H5ZM45 180V179H44ZM59 180V179H58ZM63 180V179H62ZM66 180V179H65ZM71 180V179H70ZM80 180V179H79ZM78 180V181H79ZM86 180V179H85ZM108 180V179H107ZM110 180V179H109ZM108 180V181H109ZM120 180V179H119ZM221 180V179H220ZM235 180V179H234ZM233 180V181H234ZM237 180V179H236ZM239 180V179H238ZM245 180V181H246ZM252 180V179H251ZM257 180V179H256ZM10 181V180H9ZM34 181V180H33ZM39 181V180H38ZM41 181V180H40ZM52 181V180H51ZM57 181V180H56ZM73 181V180H72ZM74 181H75V179H74ZM78 181H76V184L78 183ZM106 181V180H105ZM121 181V180H120ZM128 181V180H127ZM223 181V180H222ZM5 182V181H4ZM32 182V181H31ZM48 182V181H47ZM60 182V181H59ZM80 182V181H79ZM100 182V181H99ZM122 182V181H121ZM125 182H126V180H125ZM241 182V181H240ZM247 182V181H246ZM256 182V181H255ZM49 183V182H48ZM66 183V182H65ZM69 183H70V181H69ZM94 183H96V187H95V184ZM101 183V182H100ZM106 183V182H105ZM120 183V182H119ZM123 183V182H122ZM127 183V182H126ZM214 183V182H213ZM234 183V182H233ZM258 183V182H257ZM4 184V183H3ZM30 184H32V186L33 187H31L30 186ZM52 184L54 185V183H53V181H52ZM79 184V183H78ZM82 184V183H81ZM124 184V183H123ZM212 184V183H211ZM221 184V183H220ZM219 184V185H220ZM251 184V183H250ZM261 184V183H260ZM39 185H40V183H39ZM48 185H50V184H48ZM57 185V184H56ZM55 185V187H57ZM72 185V184H71ZM74 185H75V183H74ZM83 185V184H82ZM104 185V184H103ZM127 185V184H126ZM128 185H131V184H128ZM218 185V184H217ZM216 185V186H217ZM218 185V186H219ZM234 185H237V184H234ZM241 185V184H240ZM240 185H237V186H240ZM64 186V185H63ZM77 187L79 186V185H76ZM116 186V185H115ZM257 186V185H256ZM258 186H259V184H258ZM51 187V186H50ZM49 187V188H50ZM67 187V186H66ZM83 187H84V185H83ZM106 187V186H105ZM109 187L111 188V186L109 185ZM113 187V186H112ZM230 187V186H229ZM231 187H232V185H231ZM244 187H245V185H244ZM43 188V189H42ZM52 188H53V186H52ZM52 188H51V190H52ZM61 188H62V185H61ZM72 188V187H71ZM71 188H69V189H71ZM78 188H80V187H78ZM81 188H82V186H81ZM80 188V189H81ZM103 188V187H102ZM107 188V187H106ZM117 189L119 188V187H116ZM126 189L125 190H127V187H125ZM212 188V187H211ZM246 188H247V190H248V187L246 186ZM255 188V187H254ZM33 189V193L31 192V190ZM40 189H42L41 191L42 192H40L39 190ZM55 188H53V190H54ZM66 189V188H65ZM74 190H75V188H73ZM95 189H97V190H95ZM108 189V188H107ZM120 189V188H119ZM119 189H118V191H119ZM122 189V188H121ZM234 189V188H233ZM237 189H238V187H237ZM50 190V192H54V193H50L52 196L51 197H53V195H55V192L56 191H51ZM56 190V189H55ZM59 190V188H57V194H59L60 192H63V189H62V191H58ZM73 190V191H74ZM78 190V189H77ZM101 190V189H100ZM113 190H115V189H113ZM112 190V191H113ZM128 190H129V188H128ZM231 190H232V188H231ZM231 190H230V192H231ZM1 191V190H0ZM65 191V190H64ZM109 191V190H108ZM123 191V190H122ZM110 192V191H109ZM109 192H108V194H109ZM119 192H121V191H119ZM118 192V193H119ZM128 192V191H127ZM224 192V191H223ZM239 192V191H238ZM49 193V192H48ZM73 193V192H72ZM105 193H106V191H105ZM123 193V192H122ZM233 192H231V194H232ZM242 193V192H241ZM245 193V192H244ZM259 193V192H258ZM262 192H260V194H261ZM56 194V195H57ZM63 195H64V193H62ZM62 194L60 193V198L59 199H63L64 198V196H62ZM99 194V193H98ZM220 194V193H219ZM238 194H240V193H238ZM48 195V194H47ZM46 195V196H47ZM71 195V194H70ZM73 195V194H72ZM94 195H96V198H94L95 196ZM102 195V194H101ZM103 195H105V194H103ZM112 195V194H111ZM115 195H118L117 193H115ZM127 195V194H126ZM46 196H45V198H46ZM50 196V195H49ZM48 196V198H49V201L50 202H52V200H50L51 198ZM57 196V197H58ZM110 196V195H109ZM219 196V195H218ZM237 196V195H236ZM240 196H242V195H240ZM254 196L255 197H258L256 194H254ZM263 196V195H262ZM63 197V198H62ZM99 197H100V195H99ZM113 197V196H112ZM111 197V198H112ZM115 197V196H114ZM122 197H124L123 195H122ZM1 198V197H0ZM56 200H54V201H56V202H54L55 204H54V206L56 205V203H58V201H60L61 203L64 201V199L61 201V200H58V198H56V197H54ZM80 198H81V196H80ZM84 198H81V199H83V200H79V201H81V205H83L82 204V202L84 201V203L86 202V200H88V198L87 199H84ZM94 198V200H92ZM121 198V197H120ZM127 198V197H126ZM246 198V197H245ZM262 198V197H261ZM53 199V198H52ZM71 199H72V197H71ZM77 199H79V197L77 198ZM99 199H101V200H103L102 199V197H100ZM108 199H109V197H108ZM125 199V198H124ZM58 200V201H57ZM76 200V199H75ZM111 200V199H110ZM144 200V199H143ZM235 200V199H234ZM248 200H250V199H248ZM1 201H3V200H1ZM0 201V202H1ZM71 201V200H70ZM77 201V200H76ZM78 201V202H79ZM120 201H121V199H120ZM240 201V200H239ZM257 201H258V198H257ZM263 201V200H262ZM49 202V203H50ZM52 202V203H53ZM66 202V203H65ZM72 202V201H71ZM110 202V201H109ZM114 202V201H113ZM232 202V201H231ZM49 203H48V205H49ZM63 203H65V204H67L68 202L65 200ZM77 203V202H76ZM80 203V202H79ZM144 203V202H143ZM246 203V202H245ZM64 204V205H65ZM114 204V203H113ZM241 204V203H240ZM242 204H243V202H242ZM48 205H47V208H48ZM117 205V204H116ZM120 205H122L123 206V204H121L120 203ZM127 205V204H126ZM125 205V206H126ZM139 205H140V203H139ZM144 205V204H143ZM251 205V204H250ZM261 205H263L262 203H261ZM24 206H26L25 208H27V210H26V212L27 211H29V215H28V217H29V219L31 218L30 217V215H31V211H32V219H33V225H32V223H31V225L33 226H31L32 228H30V224H29V226L27 227L28 229L26 230V228L24 227V228H20L21 230L23 229V231H25V232H23V231H19L20 229H19V227L18 226H20V224H21V222L19 221V220H21L20 218V214H21V216H22V214H23V216H24V214L25 213H23V212H21L22 210H23V208H24ZM50 206V205H49ZM76 206V205H75ZM78 206V205H77ZM93 206V207H94ZM242 206V205H241ZM63 207V206H62ZM65 207L66 208H68V210H69V207L67 206V205H65ZM81 207V206H80ZM83 207H85V206H83ZM117 207H119V206H117ZM146 207V206H145ZM235 207V206H234ZM239 207V206H238ZM249 207V206H248ZM261 207V206H260ZM25 208H24V210H25ZM53 208V207H52ZM61 208V207H60ZM65 208V209H66ZM76 208V207H75ZM111 208H112V206H111ZM147 208V207H146ZM237 208V207H236ZM242 208V207H241ZM257 208V207H256ZM87 209V208H86ZM116 209V208H115ZM121 209H123V207L121 208ZM234 209V208H233ZM44 210H46V212H47V209H44ZM51 210V209H50ZM59 210V209H58ZM71 210V209H70ZM73 210V209H72ZM77 210V209H76ZM84 210V209H83ZM138 210V209H137ZM237 210V209H236ZM241 210V209H240ZM244 210V209H243ZM248 210V209H247ZM258 210V209H257ZM106 211H108V210H106ZM220 211V210H219ZM218 211V212H219ZM231 211H232V208H231ZM259 211V210H258ZM264 211V210H263ZM63 212V211H62ZM66 212V211H65ZM95 212V211H94ZM96 212V213H97ZM117 212V211H116ZM243 212V211H242ZM26 213V214H27ZM41 213V214H40ZM61 213V212H60ZM73 213V212H72ZM102 213H103V215H102ZM215 213H217V211L215 212ZM231 213V212H230ZM244 213V212H243ZM255 213V212H254ZM46 214V213H45ZM112 214H114V212L112 213ZM238 214V213H237ZM57 215V214H56ZM70 215V214H69ZM91 215H92V213H91ZM109 215H110V212H109ZM116 215V214H115ZM114 215V216H115ZM244 215V214H243ZM27 216V215H26ZM82 215H80V217H81ZM86 216V215H85ZM94 216V215H93ZM100 216V217H99ZM111 217L113 216V215H110ZM113 216V217H114ZM215 216H216V214H215ZM219 216V215H218ZM232 217H233V215H231ZM250 216V215H249ZM248 216V217H249ZM49 217H50V215H49ZM73 217V216H72ZM91 217V216H90ZM118 217V216H117ZM166 217V216H165ZM168 217V216H167ZM166 217V218H167ZM253 217V216H252ZM255 217V216H254ZM253 217V218H254ZM60 218V217H59ZM70 218V217H69ZM77 219H78V217H76ZM82 218V217H81ZM80 218V219H81ZM101 218V219H100ZM108 219H109V217H107ZM256 218V217H255ZM254 218V219H255ZM259 218V217H258ZM263 218V217H262ZM55 219V218H54ZM53 219V220H54ZM80 219H78V220H80ZM105 219V220H104ZM115 219V218H114ZM117 219V218H116ZM123 219V218H122ZM216 219H218V218H216ZM235 219H236V215H235ZM27 220H28V218H27ZM60 220V219H59ZM62 220H64V219H62ZM71 220V219H70ZM112 220V219H111ZM119 220V219H118ZM259 220V219H258ZM56 221V220H55ZM68 221V220H67ZM73 221V220H72ZM104 221V222H103ZM109 221V220H108ZM244 221H245V219H244ZM251 221H253L252 220V218H251ZM3 222H1L0 224H3ZM19 222V223H18ZM64 222V221H63ZM69 222V221H68ZM75 222V221H74ZM82 222V221H81ZM80 222V223H81ZM90 222V221H89ZM92 222V221H91ZM110 222V221H109ZM218 222H219V220H218ZM254 222H256V221H254ZM17 223H18V226H17ZM44 223V222H43ZM51 223V222H50ZM65 223V222H64ZM70 223V222H69ZM83 223V222H82ZM115 223H117V222H115ZM118 223H120V222H118ZM262 223V222H261ZM49 224V223H48ZM53 224V223H52ZM76 225H77V222L75 223ZM107 224V223H106ZM109 224V223H108ZM126 224V223H125ZM249 224V223H248ZM255 224V223H254ZM258 224V223H257ZM23 225V224H22ZM84 225V224H83ZM82 225V226H83ZM91 225V224H90ZM114 225V224H113ZM117 225V224H116ZM120 225V224H119ZM168 225V224H167ZM244 225V224H243ZM245 225H247L246 223H245ZM2 226V225H1ZM51 226V225H50ZM68 226V225H67ZM81 226V225H80ZM94 226V225H93ZM93 226H91V228L93 227ZM121 226H122V224H121ZM124 226V225H123ZM123 226H122V228H123ZM126 226V225H125ZM129 226H131V224L129 225ZM165 226V225H164ZM248 226V225H247ZM252 226H253V224H252ZM259 226V225H258ZM261 226V225H260ZM18 227V228H17ZM22 227V226H21ZM53 227V226H52ZM52 227H51V230H52ZM88 227V226H87ZM109 227V226H108ZM114 227V226H113ZM119 227V226H118ZM117 227V228H118ZM168 226H165V228L164 229H166ZM170 227V226H169ZM243 227V226H242ZM246 227V226H245ZM245 227L243 228V229H245ZM54 228H55V226H54ZM61 228V227H60ZM65 228V227H64ZM69 228H70V226H69ZM68 228V229H69ZM80 228H82V227H80ZM121 228V227H120ZM171 228V227H170ZM174 228V227H173ZM172 228V229H173ZM17 229H18V231L19 232H17ZM25 229V230H24ZM33 230V231H31V230ZM66 229V228H65ZM73 229V228H72ZM85 229H87V228H85ZM93 229V228H92ZM95 229V231H96V228H94ZM138 229V228H137ZM168 229V228H167ZM171 229V230H172ZM175 229V228H174ZM239 229V228H238ZM249 229V228H248ZM260 229V228H259ZM49 230V229H48ZM47 230V231H48ZM51 230H50V232H51ZM71 230V229H70ZM83 230V229H82ZM82 230H80V232L82 231ZM123 230H125V229H123ZM134 230V229H133ZM262 230V229H261ZM260 230V231H261ZM30 231H31V233H30ZM61 231V230H60ZM65 231V230H64ZM63 231V232H64ZM69 231V230H68ZM67 231V232H68ZM74 231H75V229H74ZM74 231H73V233H74ZM94 231V230H93ZM111 231V230H110ZM165 231V230H164ZM167 231V230H166ZM244 231V230H243ZM19 233V236H21L22 235V237H18L20 240L18 241V238L17 239H15L14 238V236H16V234L15 233ZM21 232H22V234H21ZM49 232V231H48ZM48 232H46V235L47 234H49ZM53 232V231H52ZM62 232V231H61ZM70 232V231H69ZM69 232H68V235H69ZM86 232H87V230H86ZM112 232V231H111ZM126 232H128L127 230H126ZM137 233H138V231H136ZM135 232V233H136ZM168 232H169V230H168ZM172 232H173V230H172ZM171 232V233H172ZM182 232V231H181ZM188 232V231H187ZM262 232H263V230H262ZM72 233V232H71ZM70 233V234H71ZM79 233V232H78ZM96 233V232H95ZM117 233H119V231L117 232ZM122 233V232H121ZM133 233V232H132ZM141 233H142V231H141ZM165 233V232H164ZM253 233V232H252ZM77 234V233H76ZM81 234H82V232H81ZM89 234V233H88ZM87 234V235H88ZM124 234V233H123ZM122 234V235H123ZM129 234V233H128ZM170 234V233H169ZM186 234V233H185ZM18 235V234H17ZM37 235H38V237H37ZM87 235H85V236H87ZM114 235V234H113ZM119 235V234H118ZM136 235H138V234H136ZM135 235V236H136ZM144 235V234H143ZM166 235V234H165ZM174 235V234H173ZM176 235V234H175ZM175 235H174V237H175ZM192 235V234H191ZM256 235H258V234H256ZM74 236V235H73ZM78 236V235H77ZM95 236V235H94ZM94 236H93V238H94ZM120 236V235H119ZM119 236H117V238H119ZM131 236V235H130ZM134 236V237H135ZM140 236H142V235H140ZM177 236H178V234H177ZM183 236H185L184 234H183ZM261 236V235H260ZM40 237V238H39ZM54 237V238H53ZM92 237V236H91ZM137 237V236H136ZM190 237V236H189ZM34 238H35V240H36V245L33 243L34 241ZM36 238H39V239H36ZM69 238V237H68ZM85 238H88V236L87 237H85ZM140 238V237H139ZM142 238V237H141ZM140 238V239H141ZM157 238H159V237H157ZM164 238V237H163ZM167 238V237H166ZM176 238V237H175ZM191 238V237H190ZM260 238V237H259ZM72 239V238H71ZM91 239V238H90ZM132 239V238H131ZM167 239H169V238H167ZM182 240H183V237L181 238ZM15 240H17L18 242H16ZM92 240V239H91ZM116 240V241H117ZM121 240H122V238H121ZM129 240V239H128ZM149 240V239H148ZM181 240V241H182ZM115 241V240H114ZM124 241H126V239L124 240ZM140 241V240H139ZM177 241H178V239H177ZM63 242H65V243H63ZM172 242V241H171ZM179 242V241H178ZM67 243V244H66ZM96 243V244H95ZM158 243V242H157ZM188 243V245H189V242H187ZM235 243V242H234ZM264 243V242H263ZM93 244V245H92ZM131 244V243H130ZM135 244V243H134ZM178 244V243H177ZM72 245V246H71ZM92 245V246H91ZM111 245H112V247H111ZM125 245H127V244H125ZM132 245V244H131ZM141 245V244H140ZM167 245V244H166ZM166 245H165V248H166ZM173 245V244H172ZM236 245V244H235ZM264 245V244H263ZM139 246V245H138ZM182 246V245H181ZM208 246V245H207ZM230 246V245H229ZM176 247H177V245H176ZM180 247V246H179ZM195 247V246H194ZM234 247V246H233ZM260 247V246H259ZM111 248H113V250L111 249ZM197 248V247H196ZM201 248V250H202V248L203 247H200ZM208 248V247H207ZM225 248V247H224ZM241 248V247H240ZM115 249V250H114ZM137 249H138V247H137ZM144 249H146V248H144ZM185 249H186V247H185ZM209 249V248H208ZM235 249H237L236 247H235ZM151 250V249H150ZM188 250V249H187ZM197 250V249H196ZM220 250V249H219ZM228 250L230 251V249L228 248ZM234 250V249H233ZM238 250V249H237ZM144 251V250H143ZM185 251V250H184ZM199 251V250H198ZM211 251V250H210ZM213 251V250H212ZM195 252V251H194ZM214 252V251H213ZM225 252V251H224ZM240 252V251H239ZM238 252V253H239ZM196 253V252H195ZM194 253V254H195ZM208 253V252H207ZM211 253V252H210ZM216 253V252H215ZM259 253V252H258ZM209 254V253H208ZM214 254V253H213ZM241 254V253H240ZM239 254V255H240ZM259 255V254H258ZM264 255V254H263ZM254 256V255H253ZM241 257H243L242 255H241ZM245 257H246V255H245Z\"/></svg>",
	"mask_w": 264,
	"mask_h": 264
}]
</instances>
